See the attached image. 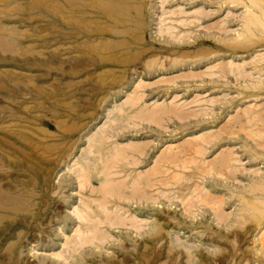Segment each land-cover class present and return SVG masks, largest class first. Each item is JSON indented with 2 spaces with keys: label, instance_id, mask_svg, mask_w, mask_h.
<instances>
[{
  "label": "rangeland",
  "instance_id": "rangeland-1",
  "mask_svg": "<svg viewBox=\"0 0 264 264\" xmlns=\"http://www.w3.org/2000/svg\"><path fill=\"white\" fill-rule=\"evenodd\" d=\"M148 1V2H147ZM161 1H164V0H145V6H144V14H143V18L140 16V21H142L143 20V22L144 23H146V24H142L141 26H137V23L136 22H132L131 24H129L130 26H131V28H129V31L127 30V27H125L126 29L123 31V32H125L126 31V33H119V34H114L113 33V35L111 34V35H109V34H106V40H108L109 42H107L105 39H93L92 37V39H87L85 36V38L83 37V38H80V39H82V41H84V42H82V46L80 45V48H79V50H78V56H79V58H78V56H77V58L75 59V58H72V57H68V60L69 59H71V61L70 62H68L67 60V62L68 63H61V61H60V57H61V51H60V47H59V41H58V36H59V31L60 30H58L59 29V23H58V21H59V14H58V12H59V9H57V8H59V7H57L58 5H56L57 3H56V0H0V26L2 27H0V84L2 83H5V85H7L6 87H3V86H0V96L3 98V100L2 101H0V106L3 108V109H1L0 108V113L1 114H7L8 112H9V109H10V107L12 106V104H15V102H13V101H11V100H9V99H7V96H6V94L8 95V98H12L13 97V99L14 98H16V100H25L26 101V104L28 103V108H30V106H31V110L30 109H23V111H21L20 112V114H21V116H19L20 117V119L19 118H17V117H12L11 116V118H9V120H8V118H7V116L5 115V117L4 118H2V120H4V119H6V121H5V123H3V122H1L2 120H0V125H3V124H6V123H8V122H10L11 120H12V122H10L11 124H13V125H18V126H20L21 127V129H23V128H25L24 126H29V127H27V128H25V129H23V131L25 132V134H27V136L29 135V136H31V137H29L28 136V139L30 140H22V139H17L16 141H14V148H17V149H15V152H13V154H12V158L11 159H8V160H10V162H11V164L9 163V165H8V161H7V159L6 160H4V163H5V166H7L8 168H9V174H10V177H11V175H12V177L10 178L9 177V180L10 181H13L16 177L15 176H17V180L19 181V180H23V178H25V181L23 180V181H21L22 182V184H24V185H20V187H22V188H20L21 189V192H22V194H23V196H25L26 197V195H27V197L29 198V199H27V201H25V200H23V202H22V204L21 203H18V205H16L17 207H18V209H17V207L15 206L14 207V210H12V209H10L9 211H7V214H8V217L5 215V214H2V215H0L1 217H3V218H0L1 220H0V225H3L2 224V222H7V221H10V220H14V221H16V225H14L13 227H12V231L10 232V233H12V234H8L7 235V237L6 238H2L1 236H0V246H3V247H0V259L1 260H3L4 262L6 261V264H17V263H19L20 262V260H21V262L19 263V264H36L37 262L38 263H40V264H53L54 262H55V264H58L57 262H58V258H60L61 259V257H56V259L55 258H52V257H49L51 254H52V252L50 251V250H52L53 252H55L56 250H58L59 248H62L58 243L60 242V240H61V238H58V235H59V237H61V234H59V233H62V231H66V232H68V233H70L71 232V228H72V226H74L75 224H76V220L75 219H73L74 217H73V213L71 212V210L70 209H72V206H71V203H76V201L78 200L77 198H78V193L79 192H83V194H85L87 191H88V193H89V185L83 190V191H81L82 189H78V183H76V180L74 181V179H73V181L71 180L70 181V179H68L69 178V175H67V174H69V173H66V172H69L68 171V169L66 168V166H65V164H67L68 162H69V164H70V159L72 160V158L73 157H76V156H78L79 154H80V152H81V149H80V147H84L85 146V143H86V137H84V136H86L85 134L91 129V128H93L96 124H98L99 122H101L102 120H103V118L105 117L106 118V114H107V112L105 113V111L107 110V108H109L110 106H111V104H112V102H115V101H120L121 99H123L124 97H125V91H128V90H131L132 88H133V82L132 81H135L137 78H139V77H142V78H144V79H146V80H149V81H153V82H155L154 80L155 79H157L158 77H160L161 76V74H163V76H165L164 78L165 79H171L172 81H168V80H166L165 82H164V79H162L163 80V82H160V81H162V80H160V79H157L156 80V84H151V85H149L148 83L147 84H145L144 85V87H142L141 88V92L143 91L144 92V94H142V99H144V102H149V101H151L152 102V100L153 101H155V100H158V101H160V100H168V99H170L172 96H174V95H176V98H178V99H180V100H191V99H193L194 97L196 98H198L197 100L198 101H196V102H194V103H192L191 102V104L189 103L183 110H185L186 109V111L187 110H189V109H191L192 107L194 108V107H196V106H200V107H196V108H194V110L192 111H190V114H192V117L191 116H189L188 115V113L186 112V111H181V113L182 114H184V115H180L181 113H180V111H178V112H176V113H178V114H175V116L173 117V112L172 113H170L171 115H169V112H168V114H166V113H164L163 114V117L161 116L160 117V115L158 116V118H156L157 120L159 119V121H160V119L161 118H163V119H161L162 120V122L161 123H159V122H155V121H157L156 119L154 120H152V118L151 119H149V118H147V117H145V115L144 114H134V115H136V116H138V118H134V117H136V116H131V117H128L127 119L128 120H126V118H125V120L124 119H121V121L122 122H120V121H116L117 122V127H116V122L112 125L113 126V128L115 129L114 130V135L116 134V135H118V136H113V138L112 139H114L115 138V140H119V141H123V140H126L127 138H138L139 140H141V141H143L144 143L143 144H145V142H147L148 144H147V147L146 146H142V148L144 149V151H145V149H146V151H145V153H143L142 152V154L141 153H137V154H135L136 155V159L137 160H139L140 162L138 163V161L136 160V162L138 163V165H137V167H136V162H135V160H133V158L132 157H127V160L124 158V159H122V160H124V161H122V163H120V161L121 160H119V162H118V164H120V166L125 170V169H127V167H128V165H129V167H128V169L126 170V172H128V171H134V170H136V169H138V168H145V167H149L150 165H152V163L154 162V160H152V159H154V157H156V153H157V151H158V149L160 148V147H162L164 144H166L167 142H177V141H179V140H181L182 138H184L187 134H189V133H196V131L197 132H199V131H205V130H209V128L211 129V128H213V129H211L210 131H212L214 134L216 133V135L218 136L217 138H218V140L216 139V135H214L213 133L211 134L212 136L214 135V137H215V139L216 140H214V141H210L209 139H211L210 137H212L211 135L210 136H208L209 137V139H208V141H207V143H205L204 141L202 142V144L203 143H205V144H203V148H200V150L201 149H203V150H201L202 152H200V153H195V152H192V151H190V152H188V154L187 155H189V156H191V157H189V158H187L186 157V155H185V157L187 158V161H188V159H189V161H190V158H192V157H194L195 156V154H196V156L194 157V159H198L199 157L200 158H203V156H204V159L206 160L207 159V161L208 160H211L212 158H214L213 156H216V151L218 152V151H220L221 152V150L223 149V150H225L226 149V151L228 150L227 148H232L231 150L229 149V151L228 152H230L231 151V154H232V152H233V154H235L234 156L236 157V158H238L239 160H238V162L236 161H234V162H232L231 164H233L234 165V168L236 167V163H237V167H236V171L238 170V169H240V170H238L237 172L235 171V173L234 172H232V170H234V169H231V167H230V169H228V170H226L225 171V169H226V167L224 168L223 166H222V169L224 170H222V169H219V171H221L222 170V172L224 173H222L223 174V176H227L228 178H229V180H228V178L225 176V178H223V177H221V175L222 174H220V175H218L219 173H221V172H219L218 171V169H216V167H215V169H212V170H209L208 168V171L206 170V169H203L202 171H205L206 170V172L208 173V174H206V172H200V170H197V165H196V160H194L193 159V161H195V165H193V167L191 166V165H189V164H191V163H189V164H187V165H185L183 162H186V158L184 157V155L183 156H181L179 159H180V162H179V159L177 160V161H175V162H177V163H175L174 162V164H177V167H173L174 165H172L173 163H171V162H169V163H164L165 165H167L166 166V168L167 169H169L168 171H167V175H165V176H168L169 174L171 175L173 172H177V171H179V172H182V174L184 175V177H185V180L183 181V182H181V184H179V183H174L173 185H169V186H163V185H160L159 186V184L158 183H156V185L154 186L155 187V191L153 190L152 191V189H151V187H150V189H149V186H146V187H148L147 188V190L149 191V192H156V191H158L159 189H165V190H169V192L167 193V194H165V195H158V194H156V193H154L156 196H157V198L159 199H157L156 200V202H159V204H161V206H159V204L158 203H156V202H153L152 204L154 205V207L152 208V204H151V200H144V198H141L140 200H141V203L140 202H138V201H140V200H136V201H133L136 197H134V196H132V199H131V195L129 196V200L128 199H123L122 197V199L121 200H119V201H122V203H124V206L125 207H128L129 208V210H132V211H134V210H136L137 211V213H138V215L139 216H142V217H145V218H148V222H147V219H146V222H147V224H145L144 225V227L142 228V229H144V230H139V231H135V230H133V228H131V227H129V226H121V225H119L118 227H116V229H115V227H112V228H110L109 230L111 231V233H112V235L114 236H112V237H110L107 241L108 242H104L103 244L101 243V245H99L100 246V249H99V246H95V245H93V244H88V245H90V246H87V245H85L84 247H82L81 248V250L83 251V253H82V251L79 249V250H76V251H74V252H72L73 253V256L74 255H76V257H72V253H71V256L69 257L68 256V258L70 259V260H64L65 262L66 261H69V264H76L77 263V261H78V263L79 264H97V262H98V264H105V262L107 261L106 259H108L109 261H107L106 262V264H123L124 262L123 261H121V260H124L125 259V257L127 258V260L125 259L124 261H125V263L124 264H149L151 261V263L150 264H168L169 263V256H171L170 255V253L171 254H173V253H176V252H179L180 250L181 251H183V253L181 254V255H179V258H181L179 261H181V262H179V261H177V263L178 264H208V260H206L205 258L208 256L209 258H211L212 259V262H209V264H259V262L257 261V259L256 258H258V257H256L257 256V254H256V252H255V254H253L254 253V250H256V248L259 246V244H260V241L258 240V238L257 237H259V239L261 238L262 239V235L260 234L261 233V231H260V228L262 227V226H259V228H258V226L257 225H255V224H257L256 222H258L255 218H253L252 217V215H251V213L248 211V210H241V208L243 207V204L241 205H239V202L240 203H243V200H241V196L243 195V193L245 192V195L246 196H248V194H250V193H246L247 191L249 192V185H251V183H252V185H253V183H255L254 182V179H255V177H259L260 176V174L263 172L264 173V157H263V155H264V123L262 124V121L264 122V113L261 111V110H263V108H264V89H262V88H264V77H263V79H261L262 78V76L264 75V71L262 70V66H263V62H264V60L263 61H260L259 62V64H258V62H256L255 60H253V54H254V52L255 51H263V49H264V35H262L261 36V34H264L262 31H259V30H255V33H254V35L255 36H257V37H251L250 38V40H252V43H254V44H252V43H250V41H249V43L250 44H247V43H245L244 41H243V43L241 42V44H240V42H238L237 40H235V39H233V37H235V34H236V31H237V29H240V22H241V20H239V19H241L240 18V13L241 12H244V8H243V6H241L242 5V3L241 2H239V1H234V3H236V7H235V4H233L232 2H230L229 0V2L227 3V1L226 0H165V2H162V4H161ZM58 2V1H57ZM151 2H153V3H151ZM239 2V3H238ZM151 3V4H150ZM173 3V4H172ZM179 4L180 6H181V8H182V6L184 7V8H182V9H184V10H186V11H191V10H193L194 8H196L197 6L200 8V10L201 11H199L198 12V15L196 14V13H192V15H191V17H190V19H192L193 20V22H195V20H196V22H195V25L194 24H191L192 23V20H191V22H189L190 23V25L188 24V25H185V26H181V25H179L178 26V28H180L182 31H186V34L187 35H184V36H182L183 34H185V32L183 33V34H181V32L182 31H178L179 33H178V35H179V37L178 38H180V39H178L176 36V38L177 39H175V37L173 36V35H170L169 33H167V32H163L162 31V33L163 34H161L160 32V30L158 29L159 27V23H160V19H159V16L163 13L162 11H166L167 9H169V8H171V7H176L175 5H177V4ZM175 4V5H174ZM228 4V5H227ZM232 4V5H231ZM238 4V5H237ZM240 4V5H239ZM148 5H149V7H148ZM173 5V6H172ZM179 5H177V6H179ZM161 6V7H160ZM171 6V7H170ZM196 6V7H195ZM227 6V7H226ZM234 7V9H233V7ZM239 6V7H238ZM146 7V8H145ZM148 7V8H147ZM165 7V9H163ZM197 7V8H198ZM151 8V9H150ZM190 8V9H189ZM231 8V9H230ZM242 8H243V10H242ZM148 9V10H147ZM162 9V10H161ZM189 9V10H188ZM151 10V11H150ZM160 10H161V12H160ZM242 10V11H241ZM146 11V12H145ZM154 12H155V14L157 15H155L154 14ZM201 12V13H200ZM148 13L149 14V16H148V14L146 15V14ZM200 13V14H199ZM160 14V15H159ZM166 13H163V15L166 17V18H169V14L166 16L165 15ZM242 14V13H241ZM154 15H155V17H154ZM153 16V17H152ZM163 16V17H164ZM193 17V18H192ZM157 18H158V20H157ZM173 18V17H172ZM196 18V19H195ZM58 19V20H57ZM195 19V20H194ZM144 20H146V22L144 21ZM166 20H168V19H166ZM222 21V22H221ZM239 21V22H238ZM94 22L95 23H98V20H94ZM221 22V23H220ZM147 23H148V25H147ZM92 24H94V23H92ZM135 26H134V25ZM144 25H146V26H144ZM238 25V26H237ZM188 26H190V27H188ZM134 27V28H133ZM135 27H136V29H135ZM146 29H145V28ZM183 27V28H182ZM121 29H123L122 27H120ZM138 28H141V29H138ZM187 28H189V29H187ZM191 28V29H190ZM235 28V29H234ZM237 28V29H236ZM135 30V32H133L132 30ZM130 30H131V32H133V33H131L130 32ZM160 32H159V31ZM187 30H191L189 33H187L188 31ZM128 31V32H127ZM139 31V32H138ZM140 31H141V33H140ZM138 32V33H137ZM135 33H137V35H138V37H136L137 35L135 34ZM258 33V34H257ZM260 33V34H259ZM125 34V35H124ZM168 34V35H167ZM132 35V36H131ZM133 35H136V36H133ZM143 35V36H142ZM169 35L171 36L170 38H169ZM175 35V34H174ZM114 36H116V37H114ZM118 36H120V38L118 37ZM128 36V37H127ZM139 36H142V37H140L139 38ZM168 36V37H167ZM181 36V37H180ZM253 36V35H252ZM260 38H259V37ZM107 37H109V38H107ZM122 37V38H121ZM136 37V38H135ZM174 39H173V38ZM263 37V38H262ZM110 38H112V39H110ZM115 38H116V40H118V39H122V41L121 40H119L120 41V43H118V42H116V44L113 42V39H114V41H115ZM134 38V39H133ZM142 38V39H141ZM84 39V40H83ZM126 39V40H125ZM137 39H139V40H137ZM170 41H168V40ZM220 39V40H219ZM87 40V41H86ZM88 40H91V42H92V44H89V41ZM101 40H103V41H105V42H98L97 44H101V46H96V45H94L95 44V41H101ZM126 42H125V41ZM133 40V41H132ZM167 40V41H166ZM111 41H112V44H111ZM127 41H128V43H127ZM234 41H236L235 43H238V44H240V45H238V44H233L234 43ZM85 42H86V44H85ZM90 42V43H91ZM131 42V43H130ZM233 42V43H232ZM256 42V43H255ZM11 43V44H10ZM88 43V44H87ZM103 43H105L104 44V46H103ZM106 43H107V45H106ZM259 43H261V44H259ZM109 44H111V45H109ZM115 44V45H114ZM117 44H119V45H117ZM124 44V45H123ZM127 44V45H126ZM245 44H247V46H245ZM258 44V45H257ZM14 45H15V47H14ZM58 45V46H57ZM88 47H87V46ZM91 45V46H90ZM92 45H93V47H92ZM123 45V46H122ZM236 45V46H235ZM238 45V46H237ZM255 45V46H254ZM257 45V46H256ZM13 46V47H12ZM18 46V47H17ZM90 46V47H89ZM99 49L100 47H108L107 49L105 48L104 50L102 49V50H98L96 47ZM111 46V47H110ZM115 48H114V47ZM117 46V47H116ZM254 46V47H253ZM262 46V47H261ZM127 47V48H126ZM149 47V48H148ZM151 47V48H150ZM260 47V48H259ZM8 48V49H7ZM11 48V49H10ZM14 48V49H13ZM16 48V49H15ZM81 48H83V49H81ZM89 48H91V49H89ZM112 48V49H111ZM121 48V49H120ZM145 48H148V49H145ZM254 48V49H253ZM258 48V49H257ZM262 48V49H261ZM30 49V50H29ZM84 49H86V50H84ZM96 49H97V51L98 52H95L96 51ZM123 49V50H122ZM125 49H127L128 51H126ZM247 49V50H246ZM250 49V50H249ZM259 49H261V50H259ZM14 50V51H13ZM29 50V51H28ZM90 50H92V51H89ZM95 50V51H94ZM117 50H119V53H120V55H119V53H118V51ZM122 50V51H121ZM140 50V51H139ZM102 52V53H100V52ZM111 51V52H110ZM121 51V52H120ZM134 51H136L137 53H135ZM221 51H223L222 53H221ZM224 51H226L225 53H224ZM235 51V52H234ZM245 51V52H244ZM60 52V53H59ZM82 52H85V55H86V53H88L87 55H88V57H85L84 58V53H83V55H82ZM107 52V53H106ZM124 52H126V53H124ZM140 52V53H139ZM40 53V54H39ZM81 53V54H80ZM92 53V54H91ZM99 53H100V55L102 56V57H108L107 55H105V54H108V53H110V54H108L109 55V57H111V56H114V53H115V56H117L118 55V58H119V60H116V61H113L112 59H110V58H103L102 60H101V58H98V56H100L99 55ZM112 53V54H111ZM128 53H130V54H128ZM135 53V54H134ZM150 53H152L153 55H151ZM235 53V54H234ZM245 53V54H244ZM249 53V54H248ZM60 56H59V55ZM92 55V57H90L89 58V55ZM102 54H104V55H102ZM117 54V55H116ZM124 54V55H123ZM140 54V55H139ZM224 54H225V56H224ZM239 54V55H238ZM242 54H243V56H242ZM82 55V56H81ZM86 55V56H87ZM98 55V56H97ZM111 55V56H110ZM123 55V56H122ZM229 55V56H228ZM81 56V57H80ZM129 56V57H128ZM149 56H152L153 58L151 59V57L149 58ZM241 56V57H240ZM252 56V57H251ZM83 57V58H82ZM95 57V58H94ZM122 57V58H121ZM124 57H126V58H124ZM148 57V58H147ZM223 58V59H228V58H234L235 59V57H236V59L235 60H239V61H242V60H246L248 63H249V61H248V59H250L251 61H252V63L254 62H256L255 64L253 63V64H251V61H250V65H246V63H245V65H243L244 66V68H246V69H243V70H241V72L243 71H246L247 70V72L245 73H243V76H241L242 75V73L241 72H236V71H230V70H226L227 69V67L225 68H223L224 69V71L225 72H219V71H217V70H215V73H213V75L212 74H210L209 76H207V75H205L204 74V72L205 73H209V71H207V70H204V69H206L205 68V65L207 64V63H209L211 60H213L214 58ZM252 59H251V58ZM96 59V61H94L93 60V62L90 60V59ZM73 59L74 60H77V62L76 61H74L73 62ZM84 59H86L85 61H84ZM146 59H148L147 61H146V63L144 62ZM153 59H156V60H153ZM159 59V60H158ZM176 60V62H175V60ZM88 60V61H87ZM100 60H101V62H102V64H100L101 62H100ZM107 60H109V61H107ZM111 60V61H110ZM115 60V59H114ZM122 60H124V61H122ZM152 60V61H151ZM160 60H161V63H159L160 62ZM208 60V61H207ZM210 60V61H209ZM65 61V62H66ZM91 61V62H90ZM121 61V62H120ZM150 61V62H149ZM157 61H158V64H157ZM171 61H174V62H171ZM181 61V62H180ZM206 61V62H205ZM72 62V63H71ZM82 63V65L84 64H86L85 66L83 65H80V63ZM86 62V63H85ZM106 62V63H105ZM108 62V63H107ZM111 62V63H110ZM153 62H154V64H153ZM168 64H166V63ZM171 62V63H170ZM177 62H180V64H178ZM182 62H186L188 65H186V64H184L183 65V63ZM60 63V64H59ZM74 63V64H73ZM77 63H79V65L76 64ZM88 63V64H87ZM112 64V65H110V64ZM155 63H156V66H154L155 65ZM175 63V64H174ZM243 63H244V61H243ZM61 64H63L62 66H61ZM73 64V65H72ZM108 64H109V66H108ZM120 64V65H119ZM145 64H147V66H144ZM149 64H152V66L151 65H149ZM171 64H172V67H171ZM177 64H178V66H177ZM183 66H182V65ZM261 64V65H260ZM75 65V66H74ZM123 65V66H122ZM162 65V66H161ZM166 65L167 66H169V67H166ZM50 66V67H49ZM61 66V67H60ZM69 66V67H68ZM103 66H105V67H103ZM117 68H116V67ZM154 66V68H152ZM163 66L165 67L164 69V71H163ZM175 66H177L176 68H175ZM251 66V67H250ZM22 67H24V68H22ZM26 67H28L27 69H26ZM29 67H31V68H29ZM63 67V68H62ZM67 67H68V69H70V70H67ZM73 69V71H71V68ZM84 68V70H83V68ZM93 67H95V68H93ZM100 67V68H99ZM101 67H102V69H104L103 71L104 72H102V69H101ZM109 68V69H105V68ZM114 67V69H112V68ZM120 67V68H119ZM126 67V68H125ZM129 67V68H128ZM149 67V68H148ZM179 67V68H178ZM256 67V68H255ZM258 67V68H257ZM4 68V69H3ZM59 68H62V69H59ZM79 68V69H78ZM86 68V69H85ZM88 68V69H87ZM119 68V69H118ZM128 68V69H127ZM159 70H158V69ZM190 68V69H189ZM252 68V69H251ZM253 68H255V70H253ZM260 68H261V70L263 71V72H261V71H259L260 70ZM264 68V67H263ZM49 69V71H47ZM93 69V70H92ZM95 69H97L98 70V72H99V74L97 75V70L95 71ZM112 71H111V70ZM116 69V70H115ZM127 69V70H126ZM153 69V70H152ZM158 71H157V70ZM229 69V68H228ZM249 69V70H248ZM258 69V70H257ZM66 70V71H65ZM74 70H76L75 72H74ZM78 70L80 71V74H79V72H78ZM90 70V71H89ZM106 70H107V72H106ZM136 72H135V71ZM141 70H143V71H141ZM29 71V72H28ZM61 71L63 72L62 74H61ZM117 71V72H116ZM127 71V72H126ZM154 71H156V72H154ZM161 71V72H160ZM201 71H202V73L205 75H203V76H201L200 77V73H201ZM204 71V72H203ZM229 73H228V72ZM251 71V73H249ZM66 72V73H65ZM73 72H74V74H73ZM77 72V73H76ZM89 72H90V75H89ZM94 72V73H93ZM102 72V73H101ZM118 72H120V73H118ZM124 72V73H123ZM143 72V73H142ZM187 72V73H186ZM217 72H219V74L222 76V74H225V75H223L224 77H221V76H217ZM231 72V73H230ZM235 73L236 72V74L237 73H239L240 74V76H239V74L238 75H233L232 73ZM253 72V73H252ZM261 72V73H260ZM5 73V74H4ZM71 73V74H70ZM123 73V74H122ZM138 73V74H137ZM189 73L190 74H192L193 73V75L196 73L197 74V76H195V77H193V75H190L189 76ZM228 73V74H227ZM260 73V74H259ZM53 75V76H51V75ZM77 74V75H76ZM84 74V75H83ZM89 76H88V75ZM118 74H120V76H118ZM124 74H125V77H124ZM126 74H128V75H126ZM136 74V75H135ZM195 74V75H196ZM216 74V75H215ZM218 74V75H219ZM248 74H250V75H248ZM258 74V76L259 77H261L260 79L258 78V76H256ZM19 75V76H18ZM94 75H96V76H94ZM119 78H117L116 76ZM140 75V76H139ZM180 75H182V76H184V75H187L188 76V78H186L187 76H184V77H181ZM199 75V76H198ZM212 75V76H211ZM252 75H254L255 77V79L253 78V76ZM262 75V76H261ZM15 76V77H14ZM98 76H100V77H98ZM104 76V77H103ZM132 76V77H131ZM147 76V77H146ZM175 76H176V78H175ZM192 76V78H190ZM236 76H239V77H236ZM245 76H246V79H245ZM251 76V77H250ZM18 77V78H17ZM50 77V78H49ZM85 77V78H84ZM114 77H116L114 80H116V82L114 81V80H112V82L110 81L112 78H114ZM131 77V78H130ZM178 77V78H177ZM180 77V78H179ZM17 78V79H16ZM79 78V79H78ZM97 78V79H96ZM122 78H124V79H122ZM135 78V79H134ZM244 78V79H243ZM259 79V80H263L262 82H260V81H258L257 79ZM17 80V81H14V80ZM20 80V82L22 83V85L20 84V82H18L19 80ZM99 79V80H98ZM118 79V80H117ZM248 79V80H247ZM251 79V80H250ZM256 81H254V80ZM27 80H29V82L27 81ZM32 80V81H31ZM104 81L103 83L101 82V81ZM122 80V81H121ZM159 80V82H157ZM244 80V81H243ZM13 81V82H12ZM23 81V82H22ZM25 81V82H24ZM121 81V82H120ZM250 81V82H249ZM251 81H253V82H251ZM26 82H28V83H26ZM113 82H115V83H113ZM153 82H151V83H153ZM169 82V83H168ZM255 82V83H254ZM15 83H18L17 84V86H18V88H16L17 86L15 85ZM24 83V84H23ZM32 83H33V85H32ZM111 85H110V84ZM119 83V84H118ZM128 83V84H127ZM162 83H164V84H162ZM168 83V84H167ZM253 85H252V84ZM257 83V84H256ZM260 83V84H259ZM1 84V85H2ZM28 84V85H27ZM124 84V85H123ZM126 84V85H125ZM252 86H251V85ZM4 85V84H3ZM10 85V86H9ZM19 85H21V86H19ZM23 85L24 86H26V88H24L23 87ZM49 85V86H48ZM88 85V86H87ZM110 85V86H109ZM118 85V86H117ZM242 85H244L245 87H243ZM114 86V87H113ZM120 86H122L123 87V89H122V87H120ZM22 89H21V88ZM38 87V88H37ZM52 87V88H51ZM110 87V88H109ZM126 87V88H125ZM9 88V89H8ZM11 88H13V89H11ZM15 88V89H14ZM24 88V89H23ZM66 88V89H65ZM84 88V89H83ZM118 88V89H117ZM120 88V89H119ZM244 88V89H243ZM254 88V89H253ZM262 89V90H260V89ZM2 89V90H1ZM6 89V90H5ZM18 89V90H17ZM27 91H26V90ZM30 89H31V91H30ZM39 89H41V90H39ZM44 91H43V90ZM115 89H116V91H115ZM125 89V90H124ZM142 89H144V90H142ZM239 89V90H238ZM16 90V91H15ZM19 90H21V91H19ZM39 90V91H38ZM107 90V91H106ZM109 90V91H108ZM121 90H123L122 92H121ZM248 90V91H247ZM251 90H254V91H251ZM6 91H9V93H10V91H12L13 93H15L16 95V97L13 95V93L12 94H8V92H6ZM42 91H43V95H42ZM49 91H51L50 93H49ZM111 91V92H110ZM118 91H120L121 92V94L118 92ZM249 91H251L252 93H250ZM23 92H27V94H25L24 95V97H23ZM31 92V93H30ZM36 92V93H35ZM41 92V93H40ZM55 92V93H54ZM107 92H108V94H107ZM114 92V93H113ZM117 94H116V93ZM241 94H240V93ZM248 92V93H247ZM258 93V95H257V93ZM4 93H5V95H4ZM20 93H22V94H20ZM45 93V94H44ZM106 93V97H103V98H99V95L101 96V95H104ZM239 93V94H238ZM243 93V94H242ZM259 93H260V95H259ZM2 94H3V96H2ZM30 94V95H29ZM50 94H52V95H50ZM54 94V95H53ZM120 94V95H119ZM195 94H197V95H195ZM244 94H245V96H244ZM249 94V96H246V95H248ZM11 95V96H10ZM34 95V96H33ZM37 95V96H36ZM46 97H45V96ZM50 95V96H49ZM117 95H119V96H117ZM123 95V96H122ZM241 95H243V96H241ZM251 95V96H250ZM262 95V96H261ZM6 96V97H5ZM31 96V97H30ZM39 96V97H38ZM59 96V97H58ZM113 96V97H112ZM257 96H259L260 98H258ZM17 97H19V98H21V99H17ZM30 97V98H29ZM32 97H35V98H33L32 99ZM44 97V98H43ZM58 97V98H57ZM66 97V98H65ZM69 97V98H68ZM70 97H71V100L69 101L68 99H70ZM110 97V98H109ZM117 97V98H116ZM249 97V98H248ZM251 97V98H250ZM253 97V98H252ZM6 98V99H5ZM42 98V99H41ZM49 100H48V99ZM51 98H53L52 100H51ZM54 98H56V99H54ZM68 98V99H67ZM73 98V99H72ZM91 98V99H90ZM97 98H99V100L97 99ZM111 98H112V100H111ZM116 98V99H115ZM204 98H205V100H204ZM258 98V99H257ZM31 99V100H30ZM39 99H41L40 101H39V103H37V105H36V103H35V101H38ZM90 99V100H89ZM93 99V100H92ZM250 99V100H249ZM256 99V100H255ZM5 100V101H4ZM8 100V101H7ZM30 100V101H29ZM34 100V101H33ZM56 102H55V101ZM64 100H65V102H64ZM67 100H68V102H67ZM95 100V101H94ZM99 101V103H98V101ZM114 100V101H113ZM200 100V101H199ZM202 100V101H201ZM242 100V101H241ZM47 101V102H46ZM93 101V102H92ZM96 101H97V103H96ZM103 101V102H102ZM107 101V102H106ZM239 101V102H238ZM253 101V102H252ZM31 102H32V104H31ZM40 102H42V103H40ZM60 102V103H59ZM69 102H71V104H69ZM92 102V103H91ZM197 102H200L199 104H195V103H197ZM2 103V104H1ZM7 105H6V104ZM35 103V104H34ZM47 106H43L44 104ZM58 103V104H57ZM94 103V104H93ZM101 103H102V105H101ZM150 103V102H149ZM248 103H257V109L259 110L258 112H256V114L258 115V114H261V116L259 115L258 117H257V115L255 116V117H257V118H253V117H251L252 118V120L251 119H245V118H247V117H245L244 115H239V116H236L238 119H240V121H242V120H244L245 121V123L247 122V124H245V123H240V121L239 120H237L236 119V117H234V115H235V112H236V110H237V106H239V108H241V107H244L245 105H247ZM263 103V104H262ZM3 104H5V105H3ZM34 104V105H33ZM39 104V105H38ZM48 104V105H47ZM61 104V105H60ZM68 105V107H71V108H69L68 109V107H67V105ZM108 104V105H107ZM195 104V105H194ZM261 104V105H260ZM4 107H3V106ZM55 105V106H54ZM63 105H66V107L65 106H63ZM105 105V106H104ZM204 105H206V106H204ZM258 105H260V106H258ZM263 105V106H262ZM8 107V108H6L5 109V107ZM34 108H33V107ZM38 106V107H37ZM40 106V107H39ZM41 106H43L44 108H46V109H43V108H41ZM56 106H58V107H56ZM99 106H101V107H99ZM107 106V107H106ZM192 106V107H191ZM205 108H204V107ZM224 106H226V107H224ZM49 107V108H48ZM89 107V108H88ZM105 107V108H104ZM191 107V108H190ZM233 107V108H232ZM260 107V108H259ZM41 110H40V109ZM59 108V109H58ZM62 108H64V110H62ZM77 108H79V109H77ZM101 108V109H100ZM104 108V109H103ZM189 108V109H188ZM52 109H55V110H52ZM84 109V110H83ZM197 109H201L200 110V112L197 110ZM235 109V110H234ZM3 110V111H2ZM28 110V111H27ZM38 110V111H37ZM40 110V111H39ZM49 110V111H48ZM87 110H91L89 113H91V114H89L88 113V111L86 112ZM203 110H205V111H203ZM3 113H2V112ZM30 111V112H29ZM33 111V112H32ZM35 111V112H34ZM36 111L37 112H40V113H43V114H40V113H36ZM42 111V112H41ZM46 111H48V112H46ZM54 111L55 112H57V113H59V114H57V113H54ZM59 111V112H58ZM69 111V112H68ZM83 111V112H82ZM188 111V112H189ZM202 111V112H201ZM264 111V110H263ZM5 112V113H4ZM46 112V113H45ZM52 112H53V114H52ZM94 112H95V114H94ZM101 112V113H100ZM186 114H185V113ZM191 112H193V113H191ZM194 112H196V114H194ZM232 112V113H231ZM261 112V113H260ZM36 113V114H35ZM51 113V114H50ZM62 113V114H61ZM64 113V114H63ZM65 113L67 114V115H65ZM79 113V114H78ZM81 113H82V115H81ZM200 113V114H199ZM228 113V114H227ZM25 114V115H24ZM45 114V115H44ZM54 114H56V117L54 116ZM99 114H101V115H99ZM193 114L194 115H198V116H193ZM229 114H233V117H234V120L236 119V122L237 123H239V124H241L240 126L241 127H244V129L246 128L247 129V127H248V129H247V131L245 132V130H243V128H241L240 126H238L239 124H237L236 125V122L234 121V120H229L228 119V116H229ZM31 115V116H30ZM37 115V116H36ZM44 115V116H43ZM51 116L50 118H49V116ZM52 115H53V117H55L54 119L52 118ZM61 115V116H60ZM70 115V116H69ZM76 115H77V117H76ZM86 115V116H85ZM143 115H144V117H143ZM186 115H188L189 116V118H191V120L190 119H188V121L190 122H187L186 121V119H187V116ZM228 115V116H227ZM23 116V117H22ZM38 116H40V117H38ZM48 116V117H47ZM64 116H67V117H64ZM69 116V117H68ZM81 116H83V117H81ZM96 116V117H95ZM140 116L141 117H143V118H145V119H143L142 121H141V119H140ZM166 116H168L167 117V119H165L166 118ZM170 116H172V117H170ZM242 116V117H241ZM244 116V117H243ZM90 117V119H88ZM92 117V118H91ZM178 117H184V118H186V119H184V122H181V121H183L181 118V120H179L178 119ZM240 117V118H239ZM263 117V119L262 120H259V118L261 119ZM0 118H1V115H0ZM26 118V120H24V119ZM29 120H28V119ZM30 118L31 119H33V120H30ZM45 118V119H44ZM62 118H64L65 120L64 121H66V122H64L63 121V119ZM72 118V119H71ZM74 118V119H73ZM76 118V119H75ZM85 118H87V119H85ZM134 118V119H133ZM242 118V119H241ZM11 119V120H10ZM48 119H50L49 121H48ZM62 119V120H61ZM70 119H71V121H70ZM79 119L81 120V122H79ZM95 119V120H94ZM136 119V120H135ZM14 120V121H13ZM15 120H17V122L15 123ZM55 120H56V122H55ZM58 120H61V123L60 124H62V125H58ZM69 120V121H68ZM83 120H85V121H83ZM125 122H124V121ZM256 120H258L259 122H257ZM141 122V123H139V125H137L138 123H134V125H132V126H128L129 125V122ZM226 123H228V122H230V121H232L231 122V125L232 126H230V124L228 123V124H226L225 125V122ZM251 121V122H250ZM253 121L255 122V123H253ZM261 121V122H260ZM14 122V123H13ZM34 122V123H33ZM39 122V123H38ZM62 122H64V124L62 123ZM70 122V123H69ZM78 122V123H77ZM118 122H119V125H118ZM248 122H250V123H248ZM1 123H3V124H1ZM23 123V124H22ZM29 123H31V124H29ZM59 126V127H57V125ZM87 123V124H86ZM122 123V124H121ZM124 123V124H123ZM188 123V124H187ZM233 123H234V126H233ZM257 123V124H256ZM261 123V124H260ZM47 124V125H46ZM54 124V125H53ZM68 124V125H67ZM78 124H80V126L78 125ZM85 124V125H84ZM91 124H92V126H91ZM125 125V127H126V125H127V127L125 128V129H123L124 128V126H121V125ZM135 124H136V126H135ZM213 124V125H212ZM222 124H224V126H226V127H228V130H229V128H231V127H233V128H231V130L233 131L232 133L231 132H229L230 133V135L228 134V130H227V128L226 127H221L222 126ZM246 125V127L245 126H243V125ZM248 124H250V125H248ZM252 124H256V125H258V126H260L259 128H258V126H256V125H252ZM260 124V125H259ZM23 125V126H22ZM63 125H64V128H60V127H63ZM76 126V128H75V126ZM77 125L79 126V127H77ZM114 125H115V127H114ZM130 125H131V123H130ZM36 126V127H35ZM37 126H38V128H37ZM39 126L41 127L42 126V129H43V127H47L46 128V132L44 131L43 132V130H41V129H39ZM67 126V127H66ZM121 126V127H120ZM218 126V127H217ZM251 128H250V127ZM263 126V127H262ZM87 127H88V129H87ZM89 127H90V129H89ZM220 127V128H219ZM235 127H236V129H240V130H233V129H235ZM254 127V128H253ZM28 128H29V130H28ZM73 129V131H72V129ZM75 128V129H74ZM117 128H119V130L121 131V129L120 128H122V131H121V133H120V131L117 129ZM220 129V131L219 130H216V129ZM222 128H225L226 129V134H225V132L224 131H222L221 132V130H222ZM249 128H250V130L252 131V133H250V131H248L249 130ZM261 128H262V130H261ZM33 129V130H32ZM45 129V128H44ZM58 129V130H57ZM64 129H67L66 131L64 130ZM81 129V130H80ZM86 129H87V131H86ZM193 131H192V130ZM258 129V130H257ZM36 131L35 132V134L32 132V131ZM48 130H50V132L51 133H48ZM60 130V131H59ZM256 130H257V132H256ZM52 131H54V132H56V133H52ZM79 131V132H78ZM119 131V132H118ZM217 131V132H216ZM221 133V134H223L222 136H223V138H221V136L219 135V132ZM230 131V130H229ZM239 132L238 134L237 133H235V132ZM241 131V132H240ZM254 131V132H253ZM260 133H259V132ZM261 131H262V134H261ZM67 132V133H66ZM71 132V133H70ZM74 132V133H73ZM86 132V133H85ZM257 133V135L256 134H254V133ZM30 133V134H29ZM33 133V134H32ZM79 133V134H78ZM37 134V135H36ZM39 134V135H38ZM50 134V135H49ZM53 134V135H52ZM66 134V135H65ZM175 134V135H174ZM255 135V136H257V137H252V135L250 136V137H252L253 138V140H252V138H250L248 135ZM258 134H261V135H263V137H259V135ZM40 135L41 136H48L47 138L46 137H40ZM70 135V136H69ZM76 135V136H75ZM79 135H81L80 137H79ZM84 135V136H83ZM122 135V136H121ZM260 135V136H261ZM50 136H52V137H50ZM55 136V137H54ZM137 136V137H136ZM144 136V137H143ZM70 137V138H69ZM78 137V138H77ZM122 137H124V138H122ZM125 137H127V138H125ZM168 138V139H166V138ZM220 137V138H219ZM259 137V139H257ZM30 138H32V139H30ZM36 138H37V141H36ZM39 138V139H38ZM122 138V139H121ZM145 138V139H144ZM262 138H263V140H262ZM47 139V140H46ZM67 139V140H66ZM83 139H84V141H83ZM212 139H214V138H212ZM32 140V141H31ZM34 140V141H33ZM39 140V141H38ZM63 140H65L66 141V143H65V141L63 142ZM78 140V141H77ZM220 140V141H219ZM254 140H255V143H254ZM26 141V142H25ZM28 141H29V143H28ZM46 144L47 143V145H45V146H50V145H52V142H54L53 143V145L55 146V147H57V149L55 148V147H53V145H52V148H51V146L50 147H48L49 148V150H48V148H45V147H42V144H43V142ZM69 141H71L73 144H71L73 147H74V145H75V147L73 148V149H70V148H72V146L70 145V143L71 142H69ZM74 141H76V142H74ZM260 143H259V142ZM26 143V145H25V143ZM34 142V144H36L37 145V143H38V145L36 146V145H34V144H31V143H33ZM48 142H50L51 144L49 145V143ZM59 142V143H58ZM79 142V143H78ZM163 142V143H162ZM211 142H213V143H211ZM245 142H248V143H245ZM40 143H41V145H40ZM58 143V144H57ZM63 143V144H62ZM69 143V144H68ZM75 143V144H74ZM226 143H228V144H226ZM258 143V144H257ZM20 146V148H22V149H25V150H20V148H18L19 146ZM29 144V145H28ZM55 144H57V145H55ZM62 144V145H61ZM68 144V145H67ZM142 144V145H143ZM212 144V145H211ZM216 144V145H215ZM247 144H248V146L249 147H251V148H248L247 147ZM41 146V148H40V146ZM70 145V146H69ZM180 146L181 145H184V144H182V143H180L179 144ZM211 145V146H210ZM218 145V146H217ZM225 145V147H226V145L228 146V147H223ZM34 148H33V147ZM39 146V147H38ZM60 148H59V147ZM62 146H64V147H62ZM245 146V147H244ZM38 147V148H37ZM69 147V148H68ZM79 147V148H78ZM220 147L222 148V149H220ZM248 148V151L245 149V148ZM29 148V150H27ZM37 152V153H33V149ZM43 148H45L44 150H46V151H44L43 150ZM78 148V149H77ZM205 148L207 149L208 148V150L207 151H205L204 152V150H205ZM31 149V150H30ZM38 149V150H37ZM58 149H60V150H58ZM68 149V150H67ZM220 149V150H219ZM253 149H255L254 151H255V153H253L254 151H252L251 152V150H253ZM27 150V151H26ZM40 150H42L41 152V154H40ZM32 151V152H31ZM55 151V152H54ZM63 151V152H62ZM68 151V152H67ZM70 151V152H69ZM258 151V152H257ZM51 154H50V153ZM59 154H58V153ZM79 152V153H78ZM149 152V153H148ZM153 152V153H152ZM220 152H218V153H220ZM256 152L258 153L257 155L258 156H256ZM39 153V154H38ZM44 153V154H43ZM57 153V154H56ZM64 153V154H63ZM67 153V154H66ZM153 154V156H151V154ZM193 153H195V154H193ZM203 154V156H202V154ZM204 153H205V155H204ZM216 153V154H215ZM20 154V155H19ZM38 154V155H37ZM49 154V155H48ZM66 154V155H65ZM75 154V155H74ZM139 154H141V155H139ZM144 154H147V155H144ZM201 154V156H199ZM252 154V155H251ZM262 154V155H261ZM18 155V156H17ZM22 155V156H21ZM45 157H44V156ZM48 155V156H47ZM50 155H52L51 157H49ZM54 155V156H53ZM57 157H56V156ZM63 155H65V156H63ZM144 155V156H143ZM241 157H239V156ZM259 155H261V156H259ZM20 156V160L22 159V160H24L25 161V163H24V161H22L21 160V162L22 163H19L20 161H19V159H18V157ZM26 156V157H25ZM28 156H29V158H28ZM30 156H33V157H30ZM39 156V157H38ZM58 156H62V157H58ZM68 156V157H67ZM70 156V157H69ZM137 156H138V158H137ZM140 156V157H139ZM142 156V157H141ZM217 156H219V155H217ZM15 157V158H14ZM24 157V158H23ZM47 157H49L48 159H47ZM55 157V158H54ZM184 157V158H183ZM234 157V158H235ZM27 158V159H26ZM42 158V159H41ZM44 158V159H43ZM53 158V159H52ZM59 158V159H58ZM67 158V159H66ZM131 158V159H130ZM139 158H141V159H139ZM199 158V159H200ZM209 158V159H208ZM211 158V159H210ZM14 159V160H13ZM37 159V160H36ZM46 159V160H45ZM58 159V160H57ZM62 159V160H61ZM184 159V161L181 163V161ZM241 159V160H240ZM11 160H13L14 161V163H12L13 161H11ZM28 160V161H27ZM41 160H42V162H41ZM50 160V161H49ZM130 160H133V162L131 161L130 162ZM192 160V159H191ZM6 161H7V163H6ZM18 161V162H17ZM34 161H36V163L34 162ZM53 161V162H52ZM56 161V162H55ZM59 161H61V162H59ZM193 161H192V164H193ZM239 161H240V163H241V161H242V163L240 164L239 163ZM263 161V162H262ZM31 162V163H30ZM34 162V164H32ZM48 162H51V163H48ZM66 162V163H65ZM126 162H127V164H126ZM129 162H130V164H132L133 163V165H130L129 164ZM134 162H135V164H134ZM17 163H18V165H19V167H17ZM27 163V164H26ZM28 163H30V165L32 166H29L28 167ZM42 165H40V164ZM60 163V164H59ZM143 163V164H142ZM171 163V164H170ZM243 163H245V164H243ZM13 164V165H12ZM27 166H26V165ZM36 164H39L38 166L36 165ZM47 164H48V166H47ZM50 164H53V165H50ZM54 164H56L55 166H54ZM59 164V165H58ZM124 164V165H123ZM141 164V165H140ZM163 164V165H164ZM169 164V165H168ZM15 165V166H14ZM185 166L184 168H181L180 166ZM238 165L241 167V168H238ZM51 166V168L49 169V167ZM59 166V167H58ZM119 166V167H120ZM135 166V167H134ZM244 166V167H243ZM12 167V168H11ZM24 167H26V168H24ZM37 168L38 170H36V169H34V168ZM41 167V168H40ZM130 167H133V168H130ZM174 168L173 170L172 169H170V168ZM179 167V168H178ZM186 167H191V168H186ZM245 167H247V168H245ZM251 168L252 167V169H250L249 170V168ZM253 167H254V169L255 170H258V171H253ZM255 167H257V168H255ZM22 168V169H21ZM40 168V169H39ZM46 168V169H45ZM58 168V169H57ZM66 168V169H65ZM219 168H220V166H219ZM238 168V169H237ZM25 169V170H24ZM27 169V170H26ZM32 169H34V170H32ZM42 169V170H41ZM49 171H48V170ZM53 169H54V171H53ZM60 169H62V170H60ZM66 171H65V170ZM183 169V170H182ZM260 169V170H259ZM15 170V171H14ZM40 170H41V172H40ZM173 172H172V171ZM197 172H196V171ZM214 170H216V171H214ZM16 171H17V173H16ZM20 171V172H19ZM22 171V172H21ZM28 172V173H30V174H27V172H26V176L24 175V172ZM54 172V174H53V172ZM58 171V172H57ZM65 171V172H64ZM185 171V172H184ZM187 171V172H186ZM192 171L193 172H196V173H198V174H196V173H192ZM211 171H213V172H211ZM217 171L219 172V173H217ZM228 171V172H227ZM251 171V172H250ZM259 171H261V172H259ZM11 172H13V174L11 173ZM40 172V173H39ZM57 172V173H56ZM215 172V173H214ZM226 172L228 173V174H231V172H232V176L231 175H228V174H226ZM255 173V174H257L258 175V173H260L258 176L257 175H253V178H251V174H253V173ZM17 175H16V174ZM20 173H23V174H20ZM37 173V174H36ZM42 173V174H41ZM48 173V174H47ZM66 173V174H65ZM187 173V174H186ZM201 175H200V174ZM209 173H212V175L210 174V176H208L209 175ZM214 173V174H213ZM262 173V174H263ZM39 174V176H37ZM43 175L44 174V176L43 177H45V178H43L42 177V179H41V175ZM46 174V175H45ZM50 174V175H49ZM55 174H56V176H55ZM59 174H60V176H59ZM64 175V177L62 176L61 177V175ZM181 174V175H182ZM192 174V175H191ZM13 175H15L14 177H13ZM30 175V176H29ZM53 175V176H52ZM67 175V176H66ZM187 175H189V176H187ZM193 175H194V179H193ZM199 175V176H198ZM216 175V176H215ZM18 176H22V179L20 178V177H18ZM51 176L53 177V179H55V178H58V179H61V180H58L57 179V182H55L56 180H54L53 181V179H51ZM55 176V177H54ZM57 176H59V177H57ZM153 176V175H152ZM164 176V175H163ZM201 176H203L202 178H201ZM208 176V178H205V177H207ZM215 178H214V177ZM219 178H218V177ZM29 177H30V180L28 181V180H26V179H29ZM46 177H47V179H46ZM50 177V178H49ZM186 177H190V179L189 178H186ZM212 178V179H210V178ZM216 177H217V179H216ZM49 178V179H48ZM64 178H65V180H64ZM183 178V177H182ZM200 178V179H199ZM204 178H205V180H204ZM231 178V179H230ZM234 178V179H233ZM236 178V179H235ZM250 178V179H249ZM256 178V179H257ZM31 179H33L32 181H33V183H34V187L32 188V181H31ZM35 179V180H34ZM187 179H189V180H187ZM192 179V180H191ZM197 179H198V181H197ZM208 179H210V180H208ZM225 179V180H224ZM227 179V180H226ZM233 179V180H232ZM255 179V180H256ZM9 180H7L8 182H9ZM16 180V179H15ZM37 180V181H36ZM50 180H51V182H50ZM66 180H67V182H66ZM194 180V181H193ZM203 180V181H202ZM7 181H5L6 182V185H8V182ZM28 181V182H27ZM31 181V182H30ZM39 181V182H38ZM60 181H61V183H60ZM70 181V182H69ZM93 183L94 184H97L96 182V178H93ZM174 181V180H173ZM197 181V182H196ZM234 181V182H233ZM248 181V182H247ZM250 181H253V182H251L250 183ZM20 182V181H19ZM29 183V184H31V185H29V184H27V183ZM55 182V183H54ZM63 182V183H62ZM188 182H192V183H188ZM194 182H196L195 184H194ZM212 182V183H211ZM223 182V183H222ZM228 182V183H227ZM10 183V182H9ZM38 183H39V185H38ZM43 183V184H42ZM47 183V184H46ZM67 183V184H66ZM70 183V184H69ZM74 183V184H73ZM183 183H185V184H183ZM189 184L190 185V187H189V185H187V184ZM199 183V184H198ZM41 184V185H40ZM46 184V185H45ZM52 184H54V185H52ZM76 184V185H75ZM182 184L184 185V187L182 186ZM198 185L199 187L201 186V187H203V188H208L207 190H208V194H210V192H211V194L209 195V197H212V193H214L213 195L216 197V195L219 193V194H221L220 196H219V194H218V197H221V196H223V197H221V198H218V199H223V204L221 203L220 204V202H219V205L221 206V208H223L224 209V211H225V213H226V211H230L231 213L227 216V217H230V218H227V217H225V220H226V222H225V220H224V218H222V219H219L218 218V216H215V213H213V215H212V212L214 211V210H212L211 209V205H209V204H211V202H212V200H214V199H212V198H210V199H212L211 201H210V199H208L209 200V202H208V200H203V201H207V203H208V205L206 204V203H203V204H205V209L206 210H212V211H210V212H208V211H201V209H202V207H203V209L202 210H205L204 209V205L202 204V203H199L200 201L198 200V202H196L197 200L196 199H194V197L192 196V198H193V200L194 201H192V199H190V198H188L189 197V194H193L194 192V189H196L193 185ZM200 184H204V186H202V185H200ZM224 184V185H223ZM231 186H230V185ZM48 185V186H47ZM181 185V186H180ZM225 185L227 186V187H225ZM235 185V186H234ZM243 185H245L246 187H242ZM28 186H30V187H28ZM41 186H42V188H41ZM47 186V187H46ZM62 186V187H61ZM74 186V187H73ZM156 186H158V189L156 190ZM173 186V187H172ZM176 186H178V187H176ZM189 188H188V187ZM234 188H233V187ZM238 188H237V187ZM248 186V187H247ZM26 187V188H25ZM27 187H28V189H27ZM45 187V188H44ZM56 187V190L55 189H53V188H55ZM153 187V188H154ZM192 187H194V188H192ZM230 187H232V188H230ZM36 189V191H35V189ZM39 190H38V189ZM49 188H50V190H51V192L53 193L54 192V194L52 195V193L50 192V190H49ZM62 188H64V189H62ZM75 188V189H74ZM175 190H174V189ZM227 188V189H226ZM239 188H242V189H239ZM245 188H249L248 190L247 189H245ZM23 189H25V190H23ZM26 189H27V192H26ZM46 189V190H45ZM62 189V190H61ZM187 189V191L186 192H184L183 190H186ZM190 189L192 190V191H190ZM229 189H230V191H232V192H229ZM238 189V190H237ZM245 189V190H244ZM30 190V191H29ZM32 190H34V191H32ZM41 190V191H40ZM55 190V191H54ZM70 190V191H69ZM78 192H77V191ZM151 190V191H150ZM171 190H173V191H171ZM183 191V194H181L182 192H180V191ZM225 190H228V192L227 191H225ZM237 190V191H236ZM244 190V191H243ZM247 190V191H246ZM44 191H46V192H44ZM170 191L171 192H173V194L172 193H170ZM179 191V192H178ZM196 191H198V190H196ZM195 191V192H196ZM213 191V192H212ZM239 191V192H238ZM254 191H257L258 193H261L262 192V190L261 189H254ZM31 192V193H30ZM32 192H33V194H32ZM35 192H38L39 193V195L40 196H38V194L37 193H35ZM41 192H43V193H41ZM70 192H72V193H70ZM188 192H190V193H188ZM62 193V194H61ZM75 193V194H74ZM77 193V194H76ZM88 193H86V194H88ZM170 193V194H169ZM174 193H176L177 194V196H180L181 198H182V196H183V198L181 199L180 197H176L175 195H174ZM188 194V197L186 198L185 196H187V194ZM197 193V192H196ZM223 193V194H222ZM232 193H234V196L232 197L231 195H232ZM237 193V194H236ZM239 193L241 194V195H239ZM61 196H60V195ZM74 194V195H73ZM179 194V195H178ZM195 194V193H194ZM224 194L226 195V197L224 196ZM263 194H264V190H263ZM39 197H37V196ZM45 195V196H44ZM49 195V196H48ZM56 195V196H55ZM63 195V196H62ZM166 195H169V199H168V196H166ZM173 195V196H172ZM182 195V196H181ZM191 195H190V197H191ZM238 195V196H237ZM34 196V197H33ZM51 196V197H50ZM55 196V197H54ZM208 196V195H207ZM206 196V197H207ZM213 196V197H214ZM250 196H252V194H250L248 197H250ZM26 197V198H27ZM37 197V198H36ZM56 197H57V199H56ZM160 197V198H159ZM165 197H167V199H165L164 200V198ZM173 197H175V199L173 200L172 198ZM209 197H207V198H209ZM236 197V198H235ZM111 198H115V197H111ZM163 198V199H162ZM170 198H171V200H170ZM181 199L182 200V202H180L181 200H179V199ZM184 198H186L187 200H191L192 201V206H194V205H196L197 203L199 204V205H197V207L196 206H194V208H196V209H194L193 207L191 208V202L190 203H188V202H186L187 200H184ZM35 199H37L36 201H35ZM56 199V200H55ZM59 199H61V201H59ZM117 199V198H116ZM137 199V198H136ZM216 199H217V197H216ZM215 199V200H216ZM226 199V200H225ZM232 199V200H231ZM29 200V201H28ZM32 200H34V201H32ZM44 200H46V204L44 203L45 201ZM49 200V201H48ZM64 202H63V201ZM123 200H125V201H123ZM162 200V202L160 203V201ZM168 200H170V203H169V205H168V203L167 202H169ZM173 200V201H172ZM177 200H178V202H177ZM237 200V201H236ZM42 201V202H41ZM73 201V202H72ZM128 201H130V202H128ZM132 201H133V204H132ZM165 203H164V202ZM185 201V202H184ZM202 201V202H203ZM227 201V202H226ZM32 202H34V203H32ZM36 202V203H35ZM38 202V203H37ZM41 202V203H40ZM52 202V203H51ZM66 202V203H65ZM135 202V203H134ZM144 202H146V205H145V203ZM172 202H174V204L172 203ZM176 202V203H175ZM235 202V203H234ZM23 203H26L25 205L23 204ZM44 203V204H43ZM51 203V204H50ZM56 203V204H55ZM126 203H128V204H126ZM137 203V204H136ZM139 203V204H138ZM143 203V204H142ZM147 203H148V206H147ZM163 203V204H162ZM181 203H183V204H181ZM187 203L189 204V206L187 205ZM21 204V205H20ZM28 204H31L30 205V207H29V205ZM36 204V205H35ZM48 204V205H47ZM140 204H142V205H144V206H142V205H140ZM149 204H151L150 206H149ZM202 204V205H201ZM20 205V206H19ZM23 205V206H22ZM34 205V206H33ZM37 205H39L40 207H38ZM42 205V206H41ZM127 205V206H126ZM133 205V206H132ZM135 205V206H134ZM137 205V206H136ZM158 205V206H157ZM171 205L173 206V207H171ZM182 205V206H181ZM219 205H217V206H219ZM236 205V206H235ZM239 205V206H238ZM22 206V207H21ZM44 206V207H43ZM61 206V207H60ZM140 206V207H139ZM142 206V207H141ZM169 206V207H168ZM185 206V207H184ZM190 207L189 208V211L186 213V211L183 213V211H184V209H182V208H186V207ZM198 206H200L201 207V209H200V211L202 212H200L199 211V209H197L198 208ZM216 206V207H217ZM241 206V208H238V207H240ZM20 207V208H19ZM24 207V208H23ZM26 207H28V209H30L31 211L33 210H36V208L38 209H41L40 210V213H39V215H35V216H33L32 215V213L31 212H29V214H28V216L26 217V219H20V215H23L24 213H26L25 212V210H26ZM34 207V208H33ZM46 207V208H45ZM133 207V208H132ZM150 207V208H149ZM168 207V208H167ZM199 207V208H200ZM225 207V208H224ZM12 208V207H11ZM15 208H16V210L18 211V213H17V211H15ZM56 208H58V209H56ZM163 208V210H162V212H161V209ZM24 209V210H23ZM53 209V210H52ZM68 209V210H67ZM158 209H160V210H158ZM172 209L174 210V211H172ZM188 209V208H187ZM222 209V210H223ZM240 209V214H238L239 213V210ZM20 210H23V211H20ZM52 210V211H51ZM62 212H61V211ZM168 210H170L169 212H168ZM186 210V209H185ZM191 210V211H190ZM192 210L194 211V212H196L195 214L193 213V218L195 219H193L194 220V222L191 220V214H189V213H191L192 212ZM197 210V211H196ZM219 210V209H218ZM232 210V211H231ZM50 211V212H49ZM56 211V212H55ZM166 211V213L165 214H163L164 212ZM182 211V212H181ZM220 211V210H219ZM234 211H235V213L236 214H234ZM237 211V212H236ZM242 211H243V213L245 214V217H242V221H241V215L243 216V213H242ZM248 211V212H247ZM14 212H15V214H14ZM69 212H70V215H69ZM153 212V213H152ZM179 212H180V214L182 213V215H180L179 214ZM207 212V213H206ZM47 213V214H46ZM50 213V214H49ZM53 213V214H52ZM60 215H59V214ZM61 213L63 214L62 216H61ZM201 213V214H200ZM209 213V214H208ZM242 213V214H241ZM246 213H248L247 215H250L249 217H251V218H249L248 216V219H246ZM10 214V215H9ZM45 214V215H44ZM49 214V215H48ZM160 214H162V215H160ZM168 214H170V215H168ZM187 214V215H186ZM189 214V215H188ZM15 215V216H14ZM43 215V216H42ZM48 215V216H47ZM55 215V216H54ZM61 216V217H58V216ZM67 215V216H66ZM71 215H72V217H71ZM148 215V216H147ZM164 215V216H163ZM168 215V216H167ZM196 215L198 216L199 215V217H198V219L196 218ZM211 215L213 216L212 218H211ZM230 215H232V216H230ZM239 217V220L242 222V223H238V222H240V221H235L236 220V217ZM237 215H239V216H237ZM16 216H18V217H16ZM49 216H50V219H48L49 218ZM52 216V217H51ZM66 217V219L65 218H63V217ZM71 218H70V217ZM151 216V217H150ZM153 216V217H152ZM167 218H166V217ZM187 216H189L188 217V219H187ZM216 217V219H219V220H221V221H223V222H225V224L228 226V225H230V226H232L233 224H235L236 222L239 224H237V225H233L232 227H230V226H228V228H227V226H225L224 227V225H223V222H219L218 224L219 225H216L217 223V221H216V219H215V217ZM30 217H32L31 219H30ZM42 217V218H41ZM159 217H161V218H159ZM8 218H10V220L8 219ZM29 218V219H28ZM35 218V219H34ZM69 218V219H68ZM169 218H171V219H169ZM184 220H182V219ZM210 218V219H209ZM228 220H227V219ZM253 218V219H252ZM16 219V220H15ZM28 219V220H27ZM39 219V220H38ZM42 221H41V220ZM47 219H48V221L49 222H47L48 223V225H46L45 226V224H47L46 223V221H47ZM72 219V220H71ZM172 219H173V221H172ZM178 220V222H177V220ZM181 219V220H180ZM186 219V220H185ZM233 219V220H232ZM238 219V218H237ZM243 219H245V221H243ZM20 220V221H19ZM29 220H31L30 222H29ZM34 220H36V221H34ZM59 220H61V222L59 221ZM63 220V221H62ZM162 220V221H161ZM167 220V221H166ZM169 220V221H168ZM176 220V221H175ZM191 222H190V221ZM204 220V221H203ZM232 222H231V221ZM256 220V221H255ZM26 221V222H25ZM39 221V222H38ZM75 221V222H74ZM150 221V222H149ZM161 221V222H160ZM164 221V222H163ZM172 221V222H171ZM175 221V222H174ZM181 221H183V222H181ZM212 221H216L215 223L214 222H212ZM234 221V222H233ZM37 222V223H36ZM157 222V223H156ZM160 222V223H159ZM178 224H177V223ZM205 222V223H204ZM22 223V224H21ZM24 223V224H23ZM30 223V224H29ZM43 223V224H42ZM71 223V224H70ZM154 223V224H153ZM156 223V224H155ZM160 225H159V224ZM166 223H167V225H166ZM185 223V224H184ZM233 223V224H232ZM259 223V222H258ZM174 224V225H173ZM189 224V225H188ZM202 224H204V226L202 225ZM208 224H210V225H208ZM232 224V225H231ZM28 225V226H27ZM52 225V226H51ZM72 225V226H71ZM148 225V226H147ZM177 225V226H176ZM198 225V228L196 227ZM201 225V226H200ZM259 225H261V224H259ZM27 226V227H26ZM45 226V227H44ZM51 226V227H50ZM59 226V228H56V227H58ZM60 226L63 228H60ZM64 226V227H63ZM71 226V227H70ZM147 226V227H146ZM156 226H158V227H160L161 228V231L159 230V228L157 227L156 228ZM205 226H207V227H205ZM256 226V227H255ZM30 227V228H29ZM38 227V228H37ZM41 227H42V229H41ZM44 227V228H43ZM50 227V228H49ZM127 227H129V229L131 230L130 232H129V229H127ZM146 227V228H145ZM163 227V228H162ZM194 227V228H193ZM214 227V228H213ZM255 227V228H254ZM49 228V229H48ZM65 228V229H64ZM69 228H70V230H69ZM117 228H119V229H117ZM152 228H154L153 230H152ZM169 228V229H168ZM196 228H197V231H196ZM204 228V229H203ZM206 228H208V229H206ZM220 228V229H219ZM23 229V230H22ZM26 229V230H25ZM38 229V230H37ZM46 229H48V230H46ZM126 229H127V231H126ZM147 229V230H146ZM156 229V230H155ZM213 229H215V231L213 230ZM226 229V230H225ZM228 229V230H227ZM24 230H25V232H24ZM36 230V231H35ZM124 230V231H123ZM146 230V231H145ZM155 230V231H154ZM157 230H158V232H159V235H157V236H155L154 234L157 232ZM166 230V231H165ZM182 230V231H181ZM207 230H208V232H207ZM218 230H220V231H218ZM16 231V232H15ZM18 231H20L19 233H21L22 234V236L19 234V236L17 235V233H18ZM42 231H43V233H42ZM56 231H58V234H57V232ZM145 231V232H144ZM150 233H149V232ZM153 231V232H152ZM165 231V232H164ZM216 231H217V233H218V235H217V233H216ZM37 232H38V234H37ZM47 232V233H46ZM56 232V233H55ZM124 232H126L125 234H124ZM139 232H141V234H137V233H139ZM142 232H144L145 234L143 235L142 234ZM168 232H169V235H168ZM198 232V233H197ZM260 234H258V233ZM28 233H29V235H28ZM35 233V234H34ZM129 233V234H128ZM134 235L135 234V236H133L132 234ZM146 233H149L148 235H150V234H152V236L150 235V236H146ZM166 233V234H165ZM190 233V234H189ZM204 233H206V235H204ZM208 233L210 234H213V235H208ZM264 233V232H263ZM262 233V234H263ZM26 234V235H25ZM121 236H120V235ZM175 234V235H174ZM195 234H197V235H195ZM221 234V235H220ZM17 235V236H16ZM41 235H43V236H41ZM57 237H56V236ZM118 235V236H117ZM130 235V236H129ZM138 235H139V237H138ZM173 235V236H172ZM215 235V236H214ZM234 235H235V238L233 239V237H234ZM258 235V236H257ZM25 236V237H24ZM53 236V237H52ZM129 238H127V237ZM144 236V237H143ZM162 236V237H161ZM165 238H164V237ZM177 236H178V238H177ZM206 236V237H205ZM210 236V237H209ZM253 236H255V237H253ZM13 237H14V239H13ZM19 239H18V238ZM117 237V238H116ZM134 237H135V239H134ZM147 237V238H146ZM151 237V238H150ZM155 237V238H154ZM159 237H161V239L159 238ZM173 237H175L176 238V240H174L175 238H173ZM205 237V238H204ZM214 237H216V238H214ZM219 237V238H218ZM222 237H224L223 239H220V238H222ZM264 237V236H263ZM18 240H17V239ZM23 238V239H22ZM25 238V239H24ZM44 238V239H43ZM45 238H47V239H45ZM49 238H52V240L51 239H49ZM119 238V240H117ZM136 238H138L137 240H136ZM159 238V239H158ZM179 238H181V239H179ZM211 238V239H210ZM226 238V239H225ZM254 238V239H253ZM12 239L14 240V242H12L11 243V241H12ZM35 239V240H34ZM112 239V240H111ZM120 239H121V241H120ZM134 241H133V240ZM153 239H155V240H153ZM163 239V240H162ZM169 239V240H168ZM179 239V240H178ZM195 239V240H194ZM219 239V240H218ZM236 239V240H235ZM254 241H253V240ZM260 239V240H261ZM9 240V241H8ZM11 240V241H10ZM17 240V241H16ZM23 240V241H22ZM57 240V241H56ZM114 240H115V242H114ZM123 240V241H122ZM152 240V241H151ZM159 240V241H158ZM194 240V241H193ZM3 241H5V243L3 242ZM110 241H112V243H115V244H117V245H115V244H111L110 243ZM138 243H137V242ZM156 241H158L159 242V244H158V242H156ZM161 241L163 242L162 243V245L163 244H165V245H160L161 244ZM190 241V243H188V242ZM212 241V242H211ZM214 241V242H213ZM221 241V242H220ZM30 242H32V243H30ZM53 242V243H52ZM120 242H121V244H120ZM143 242H145V243H143ZM152 242H154V243H156V244H154V243H152ZM166 242V243H165ZM168 242H169V246H168ZM175 242V243H174ZM177 242V243H176ZM191 242H193V243H191ZM254 242H255V244H254ZM20 243V244H19ZM109 243V244H108ZM119 243V244H118ZM180 243H182L183 245H187V246H189L190 247V249H191V251L192 252H194L193 253V255H195L194 256V259L191 261L190 260V258L187 256V253L185 252L186 251V249L183 247V249H185V250H182L181 248H182V246H180V245H182V244H180ZM195 243V244H194ZM253 243V244H252ZM5 244V245H4ZM7 244V245H6ZM11 244H14L13 246H14V248H12L10 245ZM22 244V245H21ZM32 244V245H31ZM53 244V245H52ZM56 244V245H55ZM111 244V245H110ZM137 244H139V245H137ZM145 244H147V245H145ZM207 244H208V246H207ZM214 244V245H213ZM9 245V246H8ZM16 245V246H15ZM107 245H109V246H107ZM115 245V246H114ZM145 245V247H144V249H141V248H143V246ZM171 245H173V246H171ZM177 245V246H176ZM191 245V246H190ZM29 246V247H28ZM30 246H32V248L30 247ZM52 246H54L53 248H52ZM92 246H95V247H98V248H96L98 251V253L97 254H95V251H96V249L95 248H91ZM106 246V247H105ZM111 246V247H110ZM123 246H124V248H123ZM138 246V247H137ZM151 248H153V249H151ZM157 247V248H155V247ZM172 247L173 249H171V248H169V247ZM209 246H211V247H209ZM257 246V247H256ZM4 247H5V249L6 248H8L9 247V250L8 251H5V250H3L4 249ZM11 247V248H10ZM90 247V248H89ZM105 248L104 250L107 252V249L108 250H110V251H108L107 253L104 251V250H102L101 251V248ZM197 249H196V248ZM203 247V248H202ZM93 249L94 251H93V254H92V250H89L88 251V249ZM120 248H123V249H120ZM129 250H128V249ZM205 248V249H204ZM14 249V250H13ZM18 249V250H17ZM31 249V250H30ZM55 249V250H54ZM127 249V250H126ZM157 249L158 251H155V250ZM160 249V250H159ZM167 251H166V250ZM193 249V250H192ZM1 250H3L4 252H7V253H5L4 254V252L2 251L1 252ZM61 249H59L58 251H60ZM118 250H119V252H118ZM121 250V251H120ZM138 250H140V251H138ZM151 252H150V251ZM164 250V251H163ZM169 250V251H168ZM176 252H175V251ZM179 250V251H178ZM202 250H204V251H202ZM77 251H81V253L79 252H77ZM87 251V252H86ZM112 251V252H111ZM122 251H123V253H122ZM124 251H125V253H128V255L126 254H124ZM138 251V252H137ZM199 251V252H198ZM50 252H51V254H50ZM63 252H67L66 250H63ZM86 252V253H85ZM89 252H91V253H89ZM102 252V253H101ZM110 252V253H109ZM137 252V253H136ZM142 252V253H141ZM155 252H157V253H155ZM198 252V253H197ZM9 253H10V255H9ZM76 253H78V254H76ZM99 253H101V254H99ZM111 253H113V254H111ZM115 253H116V255H115ZM139 253V254H138ZM152 254V256L154 257H152L151 256V254ZM165 253V254H164ZM203 253V254H202ZM205 253V254H204ZM3 254V255H2ZM12 254V255H11ZM20 256H19V255ZM46 254V257L45 258H49V259H44V258H42V256L44 257V255ZM50 254V255H49ZM69 255V251L65 254V255ZM83 254H85V255H83ZM87 254H91L90 256H88ZM98 254H99V256H98ZM104 254H106V255H104ZM109 254H111V256L109 255ZM129 254H130V256H129ZM140 254H141V257H140ZM146 254V255H145ZM149 254V255H148ZM161 254V255H160ZM6 257H5V256ZM16 255V256H15ZM77 255L78 256H80L79 258L77 257ZM93 255H94V257H93ZM101 255H103L102 257H101ZM123 255V256H122ZM142 255H143V257H145V261H144V259L142 258ZM155 255H158V256H155ZM167 255V256H166ZM206 255V256H205ZM256 255V256H255ZM10 256V257H9ZM13 256V257H12ZM19 256V257H18ZM38 256H39V258H38ZM52 256H54V255H52ZM83 256V257H82ZM84 256L86 257L85 258V260H83L84 259ZM114 256L116 257V258H114ZM117 256H118V258H117ZM132 256H134V258L132 257ZM150 256L154 259H152V258H150ZM211 256V257H210ZM7 257H9V259L7 258ZM110 257H112V259L114 260V261H112V259L110 258ZM123 257V258H122ZM138 257H140V258H138ZM149 257V258H148ZM156 257V258H155ZM160 259H159V258ZM167 257V258H166ZM183 257V258H182ZM213 257H214V260H213ZM220 259H219V258ZM227 257V258H226ZM232 257H233V259H232ZM3 258V259H2ZM11 258V259H10ZM16 258V259H15ZM17 258H18V260H17ZM40 258H42V259H40ZM51 258L53 259V260H51ZM68 258H66V259H68ZM97 260H96V259ZM102 258L104 259L103 261H102ZM131 258V259H130ZM166 258V259H165ZM185 258H186V261H185ZM9 261H8V260ZM15 259V260H14ZM22 259H23V262H22ZM38 259L40 260V261H38ZM72 259L74 260V259H76L75 261H72ZM94 259V260H93ZM101 259V260H100ZM117 261H116V260ZM132 259H134V260H132ZM143 259V260H142ZM147 259V260H146ZM158 259V260H157ZM163 259H165L166 260V262L163 260ZM168 259V260H167ZM218 259L219 260H221V263H218L219 261H218ZM11 260V261H10ZM12 260H14L13 262H12ZM17 260V261H16ZM42 260H43V262H42ZM44 260H45V262H44ZM50 260V261H49ZM62 260V264H66L65 262L63 263V258L61 259ZM80 260V261H79ZM142 260V262L140 263V261ZM164 262H163V261ZM189 260V261H188ZM203 262V263H201V261ZM216 260V261H215ZM7 261H8V263H7ZM27 261V262H26ZM47 261V262H46ZM51 261H52V263H51ZM118 261H119V263H118ZM144 261V262H143ZM158 261H159V263H158ZM183 261V262H182ZM199 261V262H198ZM224 263H223V262ZM255 261H257V262H255ZM264 261V260H263ZM3 262V264H5ZM10 262V263H9ZM12 262V263H11ZM17 262V263H16ZM74 262H76V263H74ZM114 262V263H113ZM117 262V263H116ZM123 262V263H122ZM134 262V263H133ZM148 262V263H147ZM154 262V263H153ZM188 262V263H187ZM194 262V263H193ZM215 262V263H214ZM226 262V263H225ZM37 263V264H38ZM176 263V264H177ZM59 264H61V261L59 262ZM68 264V263H67ZM260 264H264V262H260Z\"/></svg>",
  "mask_w": 264,
  "mask_h": 264
},
{
  "label": "bare ground",
  "instance_id": "bare-ground-1",
  "mask_svg": "<svg viewBox=\"0 0 264 264\" xmlns=\"http://www.w3.org/2000/svg\"><path fill=\"white\" fill-rule=\"evenodd\" d=\"M58 1V2H57ZM227 1V3L230 1V2H232L233 4H235V7H236V3H234V1H239V2H241L242 3V5L241 6H243V8H244V12H241L240 13V18L241 19H239V20H241V22L239 23L240 24V29H237V31H236V34H235V37H233V39H235V40H237L238 42H240V44H241V42L243 43V41L245 42V43H247V44H250V43H252V40H250V38L251 37H257V36H255L254 35V33H255V30H259V31H262L263 33H264V0H226ZM148 2V1H147ZM162 2H165V0L164 1H161V4H162ZM238 2V3H239ZM56 5H58L57 7H59V8H57V9H59V12H58V14H59V21H58V23H59V29L58 30H60L58 33H59V36H58V45H59V47H60V51H61V59H60V61H61V63H68V62H70L71 61V59H69L68 60V57H72V58H77V56H78V50H79V48H80V45L82 44V42H84V41H82V39H80V38H83L84 36L87 38V39H105L106 40V34H109V35H113V33L114 34H119V33H126V31L125 32H123L126 28L125 27H127V30L129 31V28H131V26L129 25V24H131L132 22L134 23V22H136L137 23V26L139 27V26H141L142 24H146V23H144L143 22V20L142 21H140V16L142 17L143 16V14H144V4L146 3L145 2V0H56ZM151 3H153V2H151ZM150 3V4H151ZM173 4V3H172ZM177 4V3H176ZM175 5V4H174ZM177 5H179V4H177ZM177 5H175L176 7H171V8H169V9H167L166 11H162L163 13H166L165 15L167 16L168 14H169V18H166L164 15H163V13L159 16V19H160V25L158 26L159 28V30L161 31H159L161 34H163L162 33V31L164 32H167V33H169L170 35H173L174 37L176 36H178L179 37V35H178V33L180 32V31H182L180 28H178V26L179 25H181V26H185V25H190V23L189 22H191V20L192 19H190V17H191V15H192V13H196L197 15H198V12L199 11H201L200 10V8L198 7H196V8H194L193 10H191V11H186V10H184V9H182V8H184L183 6H182V8H181V6L179 5V6H177ZM228 5V4H227ZM232 5V4H231ZM238 5V4H237ZM240 5V4H239ZM173 6V5H172ZM148 7H149V5H148ZM147 7V8H148ZM161 7V6H160ZM227 7V6H226ZM233 7V6H232ZM239 7V6H238ZM146 8V7H145ZM243 8H242V10H243ZM151 9V8H150ZM163 9H165V7L163 8ZM190 9V8H189ZM188 9V10H189ZM231 9V8H230ZM233 9H234V7H233ZM148 10V9H147ZM162 10V9H161ZM161 10H160V12H161ZM241 10V11H242ZM151 11V10H150ZM146 12V11H145ZM201 13V12H200ZM199 13V14H200ZM146 14V13H145ZM148 14V13H147ZM146 14V15H147ZM154 14H155V12H154ZM156 15V14H155ZM155 15H154V17H155ZM148 16H149V14H148ZM157 16V15H156ZM164 16V17H163ZM199 16V15H198ZM153 17V16H152ZM173 17V18H172ZM143 18V17H142ZM193 18V17H192ZM144 19V18H143ZM166 19H168V20H166ZM196 19V18H195ZM194 19V20H195ZM58 20V19H57ZM94 20H98V23H95L94 22ZM157 20H158V18H157ZM197 20V19H196ZM196 20H195V22H196ZM145 22H146V20H144ZM159 21V20H158ZM195 22H193V20H192V23L191 24H194L195 25ZM222 22V21H221ZM220 22V23H221ZM239 22V21H238ZM92 23H94V24H92ZM134 25V24H133ZM147 25H148V23H147ZM135 26V25H134ZM144 26H146V25H144ZM238 26V25H237ZM1 27V26H0ZM120 27H122L123 29H121ZM142 27V26H141ZM188 27H190V26H188ZM2 28V27H1ZM134 28V27H133ZM145 28V27H144ZM183 28V27H182ZM135 29H136V27H135ZM138 29H141V28H138ZM146 29V28H145ZM187 29H189V28H187ZM191 29V28H190ZM235 29V28H234ZM132 30V29H131ZM131 30H130V32H131ZM127 31V32H128ZM133 32H135V30H132ZM179 31V32H178ZM188 32L187 33H189L191 30H187ZM133 32H131V33H133ZM139 32V31H138ZM137 32V33H138ZM185 32V34H183ZM137 33H135L136 35H137ZM140 33H141V31H140ZM134 34V33H133ZM175 34V35H174ZM180 34V33H179ZM181 34H183L182 36H184V35H187L186 34V31L184 30V31H182L181 32ZM256 34V33H255ZM258 34V33H257ZM260 34V33H259ZM125 35V34H124ZM136 35H133V36H136ZM168 35V34H167ZM169 35V38L171 37ZM253 35V36H252ZM262 35H264V34H261V36ZM132 36V35H131ZM143 36V35H142ZM142 36H139V38L140 37H142ZM84 37V38H85ZM92 37V38H91ZM114 37H116V36H114ZM119 38H120V36H118ZM128 37V36H127ZM136 37H138V35L136 36ZM135 37V38H136ZM168 37V36H167ZM175 37V39H177ZM181 37V36H180ZM259 37V36H258ZM107 38H109V37H107ZM122 38V37H121ZM143 38V37H142ZM141 38V39H142ZM173 38V37H172ZM260 38V37H259ZM263 38V37H262ZM92 39V40H93ZM98 39V40H99ZM110 39H112V38H110ZM134 39V38H133ZM174 39V38H173ZM178 39H180V38H178ZM256 39V38H255ZM264 39V38H263ZM84 40V39H83ZM119 40H121L122 41V39H118V40H116V38H115V41H114V39H113V42L116 44V42H118V43H120V41ZM126 40V39H125ZM124 40V41H125ZM137 40H139V39H137ZM168 40V39H167ZM166 40V41H167ZM220 40V39H219ZM87 41V40H86ZM89 41V44H92V42H91V40H88ZM103 40H101V41H95V44L94 45H96L97 47L98 46H101V42H102ZM107 42H109L108 40H106ZM133 41V40H132ZM169 41V40H168ZM171 41V40H170ZM169 41V42H170ZM249 41H250V43H249ZM91 42V43H90ZM98 42H100L101 44H97ZM103 42H105V41H103ZM126 42V41H125ZM236 41H234V43L233 44H238V43H235ZM110 43V42H109ZM127 43H128V41H127ZM131 43V42H130ZM256 43V42H255ZM11 44V43H10ZM85 44H86V42H85ZM88 44V43H87ZM104 44L105 43H103V46H104ZM111 44H112V41H111ZM111 44H109V45H111ZM114 44V45H115ZM121 44V43H120ZM129 44V43H128ZM240 44H238V45H240ZM247 44H245V46H247ZM252 44H254V43H252ZM259 44H261V43H259ZM57 45V46H58ZM106 45H107V43H106ZM113 45V44H112ZM117 45H119V44H117ZM124 45V44H123ZM122 45V46H123ZM127 45V44H126ZM237 45V46H238ZM258 45V44H257ZM256 45V46H257ZM262 45V44H261ZM82 46V45H81ZM84 46V45H83ZM82 46V47H83ZM87 46V45H86ZM91 46V45H90ZM89 46V47H90ZM95 46V47H96ZM236 46V45H235ZM241 46V45H240ZM255 46V45H254ZM253 46V47H254ZM13 47V46H12ZM14 47H15V45H14ZM18 47V46H17ZM88 47V46H87ZM92 47H93V45H92ZM96 47V48H97ZM111 47V46H110ZM114 47V46H113ZM117 47V46H116ZM262 47V46H261ZM101 48V49H100ZM99 49L100 50H104L105 48L107 49L108 47H100ZM115 48V47H114ZM127 48V47H126ZM149 48V47H148ZM148 48H145V49H148ZM151 48V47H150ZM260 48V47H259ZM8 49V48H7ZM11 49V48H10ZM14 49V48H13ZM16 49V48H15ZM81 49H83V48H81ZM89 49H91V48H89ZM98 49V48H97ZM97 49H96V51L95 52H98L97 51ZM98 49V50H99ZM112 49V48H111ZM121 49V48H120ZM254 49V48H253ZM258 49V48H257ZM262 49V48H261ZM261 49H259V50H261ZM30 50V49H29ZM28 50V51H29ZM84 50H86V49H84ZM123 50V49H122ZM121 50V51H122ZM126 51H128L127 49H125ZM247 50V49H246ZM250 50V49H249ZM14 51V50H13ZM80 51V50H79ZM87 51V50H86ZM89 51V50H88ZM90 51H92V50H90ZM89 51V52H90ZM118 51V53H119V50H117ZM120 51V52H121ZM140 51V50H139ZM100 52V51H99ZM111 52V51H110ZM135 53H137L136 51H134ZM223 51H221V53H222ZM226 51H224V53H225ZM235 52V51H234ZM245 52V51H244ZM60 53V52H59ZM83 53H84V55H83ZM100 53H102V52H100ZM100 53H99V55H100ZM107 53V52H106ZM124 53H126V52H124ZM134 53V54H135ZM140 53V52H139ZM40 54V53H39ZM81 54V53H80ZM88 53H86V55H87ZM92 54V53H91ZM89 55V58L90 57H92V55ZM108 54H110V53H108ZM108 54H105V55H107L108 57H105V58H110V59H112L113 61H116V60H119V58H118V55L117 56H115V53H114V56H111V57H109V55ZM112 54V53H111ZM128 54H130V53H128ZM151 55H153L152 53H150ZM156 54V53H155ZM154 54V55H155ZM235 54V53H234ZM245 54V53H244ZM249 54V53H248ZM59 55V54H58ZM82 55L84 56V58L85 57H88V55L86 56L85 55V52H82ZM81 55V56H82ZM102 55H104V54H102ZM119 55H120V53H119ZM124 55V54H123ZM122 55V56H123ZM140 55V54H139ZM153 55V56H154ZM239 55V54H238ZM60 56V55H59ZM80 56V57H81ZM98 56V55H97ZM121 56V55H120ZM224 56H225V54H224ZM229 56V55H228ZM242 56H243V54H242ZM254 58H253V60H255L256 62H258V64H259V62L260 61H263L264 60V49H263V51H255L254 52V54L252 55ZM251 56V57H252ZM102 56L100 55V56H98V58H101ZM104 57H102L101 58V60L104 58ZM129 57V56H128ZM151 57V59L153 58L152 56H149V58ZM241 57V56H240ZM250 57V58H251ZM78 58H79V56H78ZM83 58V57H82ZM93 58V57H92ZM90 59L92 62H93V60L94 61H96V59ZM95 58V57H94ZM122 58V57H121ZM124 58H126V57H124ZM148 58V57H147ZM115 59V60H114ZM235 59H236V57H235ZM233 57L232 58H228V59H223V58H214L213 60H209L210 62L209 63H207L206 65H205V68L206 69H204V70H207V71H209V73H205L204 71V74L205 75H207V76H209L210 74H212L213 75V73H215V70H217V71H223V72H225L224 71V67L226 68L227 67V69L226 70H230L231 72L232 71H236V72H241V70H243V69H246V68H244V66L243 65H245V63L247 62L246 60H242V61H239V60H235ZM252 59V58H251ZM68 62H67V61ZM86 59H84V61H85ZM98 60V59H97ZM101 60H100V62H101ZM145 60V59H144ZM148 59H146L144 62L146 63V61H147ZM153 60H156V59H153ZM159 60V59H158ZM175 60V59H174ZM66 61V62H65ZM74 61H76L77 62V60H74L73 59V62ZM88 61V60H87ZM90 61V62H91ZM107 61H109V60H107ZM111 61V60H110ZM122 61H124V60H122ZM152 61V60H151ZM208 61V60H207ZM243 61H244V63H243ZM246 61V62H245ZM248 61H249V63H250V59H248ZM97 62V61H96ZM103 62V61H102ZM102 62L100 63V64H102ZM121 62V61H120ZM150 62V61H149ZM171 62H174V61H171ZM170 62V63H171ZM175 62H176V60H175ZM181 62V61H180ZM180 62H177L178 64H180ZM206 62V61H205ZM255 62V63H256ZM72 63V62H71ZM80 63V62H79ZM79 63H77L78 65H79ZM86 63V62H85ZM106 63V62H105ZM108 63V62H107ZM111 63V62H110ZM109 63V64H110ZM159 63H161V60H160V62ZM166 63V62H165ZM183 63V65L184 64H186V65H188L186 62L184 63V62H182ZM248 62L246 63V65H250ZM254 63V62H253ZM252 63V61H251V64H253ZM254 63V64H255ZM264 63V62H263ZM60 64V63H59ZM74 64V63H73ZM72 64V65H73ZM76 64V63H75ZM76 64V65H77ZM88 64V63H87ZM109 64H108V66H109ZM153 64H154V62H153ZM157 64H158V61H157ZM162 64V63H161ZM167 64V63H166ZM169 64V63H168ZM167 64V65H168ZM175 64V63H174ZM178 64H177V66H178ZM63 64H61V66H62ZM80 65H82V63H80ZM84 65V64H83ZM82 65V66H83ZM86 65V64H85ZM84 65V66H85ZM110 65H112V64H110ZM120 65V64H119ZM149 65H151L152 66V64H149ZM159 65V64H158ZM166 65V67H169V66H167ZM182 65V64H181ZM182 65V66H183ZM261 65V64H260ZM60 66V67H61ZM75 66V65H74ZM123 66V65H122ZM144 66H147V64H145ZM154 66H156V63H155V65ZM154 66L152 67V68H154ZM162 66V65H161ZM177 66H175V68L177 67ZM50 67V66H49ZM69 67V66H68ZM68 67H67V70H70V69H68ZM103 67H105V66H103ZM116 67V66H115ZM157 67V66H156ZM171 67H172V64H171ZM251 67V66H250ZM264 64H263V66H262V70L264 71ZM22 68H24V67H22ZM28 67H26V69H27ZM29 68H31V67H29ZM63 68V67H62ZM62 68H59V69H62ZM71 68V67H70ZM83 68V67H82ZM93 68H95V67H93ZM100 68V67H99ZM112 68V67H111ZM117 68V67H116ZM120 68V67H119ZM118 68V69H119ZM126 68V67H125ZM129 68V67H128ZM127 68V69H128ZM149 68V67H148ZM165 67L163 66V71L165 70L164 69ZM179 68V67H178ZM229 68V69H228ZM243 68V69H242ZM256 68V67H255ZM255 68H253V70H255ZM258 68V67H257ZM4 69V68H3ZM79 69V68H78ZM86 69V68H85ZM88 69V68H87ZM101 69H102V67H101ZM105 69H109L108 67L107 68H105ZM112 69H114V67L112 68ZM126 69V70H127ZM158 69V68H157ZM156 69V70H157ZM190 69V68H189ZM252 69V68H251ZM83 70H84V68H83ZM93 70V69H92ZM97 69H95V71H96ZM104 69H102V72H104L103 71ZM111 70V69H110ZM116 70V69H115ZM153 70V69H152ZM159 70V69H158ZM157 70V71H158ZM249 70V69H248ZM258 70V69H257ZM261 70V68H260V70L259 71H261V72H263ZM47 71H49V69L47 70ZM66 71V70H65ZM71 71H73V69L71 68ZM76 70H74V72H75ZM81 71V70H80ZM80 71L78 70V72H79V74H80ZM90 71V70H89ZM112 71V70H111ZM135 71V70H134ZM141 71H143V70H141ZM29 72V71H28ZM74 72H73V74H74ZM97 72H98V70H97ZM101 72V73H102ZM106 72H107V70H106ZM117 72V71H116ZM127 72V71H126ZM136 72V71H135ZM144 72V71H143ZM142 72V73H143ZM154 72H156V71H154ZM161 72V71H160ZM219 72H217L218 74H219ZM222 72V73H223ZM228 72V71H227ZM230 72V73H231ZM236 72L234 73H232L233 75L235 74V75H238L239 73H237L236 74ZM245 73L247 72V70L246 71H244ZM243 71L241 72L242 73V75L241 76H243V73H244ZM260 72V73H261ZM63 72L61 71V74H62ZM66 73V72H65ZM77 73V72H76ZM94 73V72H93ZM118 73H120V72H118ZM124 73V72H123ZM122 73V74H123ZM187 73V72H186ZM229 73V72H228ZM227 73V74H228ZM248 73V72H247ZM249 73H251V71L249 72ZM253 73V72H252ZM259 73V74H260ZM5 74V73H4ZM71 74V73H70ZM99 74V72L97 73V75ZM121 74V73H120ZM120 74H118V76H120ZM138 74V73H137ZM196 74V73H195ZM193 75V73L192 74H190L189 73V76L190 75H193V77H195V76H197V74L196 75ZM201 75H200V77L201 76H203L204 74L202 73V71H201V73H200ZM203 74V75H202ZM217 74V76H221L220 74L218 75ZM226 74V73H225ZM225 74H222V76L221 77H224L223 75H225ZM51 75V74H50ZM77 75V74H76ZM84 75V74H83ZM88 75V74H87ZM89 75H90V72H89ZM88 75V76H89ZM100 75V74H99ZM126 75H128V74H126ZM136 75V74H135ZM204 75V76H205ZM211 75V76H212ZM216 75V74H215ZM234 75V76H235ZM248 75H250V74H248ZM19 76V75H18ZM51 76H53V75H51ZM91 76V75H90ZM94 76H96V75H94ZM116 76V75H115ZM140 76V75H139ZM181 77H184V76H187V75H184V76H182V75H180ZM199 76V75H198ZM226 76V75H225ZM239 76H240V74H239ZM239 76H236V77H239ZM240 76V77H241ZM253 76V78L255 77L254 75H252ZM256 76H258V74L256 75ZM262 76V75H261ZM15 77V76H14ZM98 77H100V76H98ZM104 77V76H103ZM117 77V76H116ZM116 77H114V78H112L110 81L112 82V80H114ZM124 77H125V74H124ZM132 77V76H131ZM130 77V78H131ZM147 77V76H146ZM165 76H163V74H161V76L160 77H158L157 79H160V80H162V79H164V82L166 81V80H168L169 82L170 81H172L171 79L169 80V79H165L164 78ZM210 77V76H209ZM244 77V76H243ZM251 77V76H250ZM263 77H264V75L262 76V78L261 77H259L258 76V78L260 79H263ZM18 78V77H17ZM16 78V79H17ZM50 78V77H49ZM85 78V77H84ZM118 78V77H117ZM175 78H176V76H175ZM178 78V77H177ZM180 78V77H179ZM186 78H188V76L186 77ZM190 78H192V76L190 77ZM79 79V78H78ZM97 79V78H96ZM119 79V78H118ZM117 79V80H118ZM122 79H124V78H122ZM135 79V78H134ZM157 79H155L154 81L155 82H153V81H149V80H146V79H144V78H142V77H139V78H137L135 81H132L133 82V88L131 89V90H128V91H125V97L123 98V99H121L120 101H115V102H112V104H111V106L109 107V108H107V110L105 111V113L107 112V114H106V118L104 117L103 118V120L101 121V122H99L98 124H96L93 128H91L90 129V127H89V131L85 134L86 136H84V137H86V143H85V146L84 147H80V149H81V152H80V154L78 155V156H76V157H73L72 158V160L70 159V164H69V162L67 163V164H65V166H66V168L68 169V171L69 172H66V173H69V174H67V175H69V178L68 179H70V181L72 180L73 181V179H74V181L76 180V183H78V189L80 188V189H82L81 191H83L88 185H89V193H88V191L86 192V193H88V194H83V192H79L77 195H78V200L76 201V203H71V206H72V209H70L71 210V212L73 213V219H75L76 220V224L74 225V226H72V228H71V232L70 233H68V232H66V231H62V233H59V234H61V237H59V235H58V238H61V240H60V242L58 243L62 248H59V249H61L60 251H58V250H56L55 252H53L52 250H50L51 252H52V254H51V252H50V256L49 257H52V258H55L56 259V257H61V259L63 258V263L65 262L64 260H70L69 258H68V256L70 257L71 256V253L72 252H74V251H76V250H81V248L82 247H84L85 245H87V246H90V245H88V244H93V245H95V246H99V245H101V243L103 244L104 242H108L107 240L110 238V237H112L113 235H112V233H111V231L109 230L110 228H112V227H115V229H116V227H118L119 225H123V226H129V227H131V228H133V230H135V231H139V230H144V229H142L143 227H144V225L145 224H147V222H148V218H145V217H142V216H139L138 215V213H137V211L136 210H134V211H132V210H129V208L128 207H125L124 206V203H122V201H119V200H121L122 198L123 199H128L129 200V196L131 195V199H132V196H134V197H136L133 201H138V200H140L141 198H144V200L146 201V200H151V204L153 203V202H156V200L158 199L157 198V196L159 195H165V194H167L168 192H169V190H165V189H159L158 191H156V192H149L148 190H147V188L148 187H146V186H149V189H150V187H151V189H152V191L155 189V185H156V183H158L159 184V186L160 185H163V186H169V185H173L175 182L176 183H179V184H181V182H183L184 180H185V177H184V175L182 174V172H179V171H175V172H173L172 170L174 169H172V168H170V169H172L171 171L173 172L171 175L169 174L168 176H165V175H167V171L169 170V169H167L166 168V166L167 165H165L164 163H169V162H171V163H173L172 165H174L173 167H177V164H174V162L175 161H177L181 156H183L184 155V157H185V155H186V157L187 158H189V157H191V156H189V155H187L188 154V152H190V151H192V152H195V153H200V152H202L201 150H203V149H201L200 150V148H203L204 146H203V144H205V143H207V141H208V139H209V137L208 136H210L213 132V128H211V129H213L212 131H210L211 129L209 128V130H205V131H199V132H197L196 131V133H189V134H187L184 138H182L181 140H179V141H177V142H167L166 144H164L162 147H160L159 149H158V151H157V153H156V157H154V159H152V160H154V162L152 163V165H150L149 167H143V168H138V169H136V170H134L133 172L132 171H128V172H126V170L128 169V167H129V165L127 164V162H126V164L128 165V167H127V169H123L121 166H120V164H118V162H119V160H121L120 161V163H122V161H124V160H122V159H126L127 160V157H132L133 158V160H135V162H136V155L135 154H137V153H141L142 154V152L144 151V147L142 148V146H146L147 147V142H145V144H143L144 142V140L143 141H141V140H139L138 138H127V137H125V138H127L126 140H123V141H119V140H115V138L114 139H112L113 138V136H118V135H114V128H113V124L118 120V121H120V122H122L121 121V119H124L125 120V118H126V120H128L127 118L128 117H131V116H136L137 114H144L145 115V117H147V118H149V119H151L152 118V120L154 119H156V118H158V116L160 115V117L162 116L163 117V114L164 113H166V114H168V112H169V115H171L170 113H172L173 112V114L175 113V114H178L179 112L178 111H180V113H181V111L190 103L191 104V102L192 103H194V102H196V101H198L197 99V97L195 98H193V99H191V100H180V99H178V98H176V95H174V96H172L170 99H168L167 101L166 100H160V101H158V100H155V101H153L152 100V102L151 101H149V102H144V99H142V94H144V92L142 91L141 92V88L142 87H144V85L145 84H149V85H151V84H156V80ZM244 79V78H243ZM245 79H246V76H245ZM255 79V78H254ZM253 79V80H254ZM257 79V78H256ZM259 79H257L258 81H260V82H262L263 80H259ZM14 80V79H13ZM19 80V79H18ZM99 80V79H98ZM248 80V79H247ZM251 80V79H250ZM14 81H17V80H14ZM28 82H29V80H27ZM32 81V80H31ZM105 81V80H104ZM103 80L101 81L102 83L104 82ZM115 82H116V80H114ZM122 81V80H121ZM120 81V82H121ZM244 81V80H243ZM255 81V80H254ZM13 82V81H12ZM18 82H20V80L18 81ZM23 82V81H22ZM25 82V81H24ZM28 82H26V83H28ZM115 82H113V83H115ZM151 82H153V83H151ZM157 82H159V80L157 81ZM160 82H163V80L162 81H160ZM167 82V81H166ZM168 82V83H169ZM250 82V81H249ZM251 82H253V81H251ZM256 82V81H255ZM254 82V83H255ZM30 83V82H29ZM105 83V82H104ZM117 83V82H116ZM167 83V84H168ZM2 84V83H1ZM0 84V86H3V87H6L7 85H5V83H3L2 85ZM17 84L18 83H15V85L17 86ZM20 84L22 85V83L20 82ZM24 84V83H23ZM110 84V83H109ZM119 84V83H118ZM128 84V83H127ZM162 84H164V83H162ZM252 84V83H251ZM250 84V85H251ZM257 84V83H256ZM260 84V83H259ZM21 85H19V86H21ZM28 85V84H27ZM32 85H33V83H32ZM111 85V84H110ZM109 85V86H110ZM124 85V84H123ZM126 85V84H125ZM253 85V84H252ZM251 85V86H252ZM10 86V85H9ZM49 86V85H48ZM88 86V85H87ZM118 86V85H117ZM146 86V85H145ZM243 87H245L244 85H242ZM23 87L24 88H26V86H24L23 85ZM114 87V86H113ZM120 87H122V86H120ZM16 88H18V86L16 87ZM21 88V87H20ZM23 88V89H24ZM38 88V87H37ZM52 88V87H51ZM110 88V87H109ZM126 88V87H125ZM9 89V88H8ZM11 89H13V88H11ZM15 89V88H14ZM22 89V88H21ZM66 89V88H65ZM84 89V88H83ZM118 89V88H117ZM120 89V88H119ZM122 89H123V87H122ZM244 89V88H243ZM254 89V88H253ZM260 89V88H259ZM262 89H264V88H262ZM262 89H260V90H262ZM2 90V89H1ZM6 90V89H5ZM18 90V89H17ZM26 90V89H25ZM39 90H41V89H39ZM38 90V91H39ZM43 90V89H42ZM125 90V89H124ZM142 90H144V89H142ZM239 90V89H238ZM16 91V90H15ZM19 91H21V90H19ZM27 91V90H26ZM30 91H31V89H30ZM44 91V90H43ZM43 91H42V95H43ZM107 91V90H106ZM109 91V90H108ZM115 91H116V89H115ZM123 90H121V92H122ZM248 91V90H247ZM251 91H254V90H251ZM251 91H249L250 93H252ZM6 92H8V94H12L13 92L12 91H10V93H9V91H6ZM12 92V93H11ZM22 92V91H21ZM32 92V91H31ZM30 92V93H31ZM51 91H49V93H50ZM111 92V91H110ZM120 94H121V92L120 91H118ZM124 92V91H123ZM122 92V93H123ZM36 93V92H35ZM41 93V92H40ZM55 93V92H54ZM114 93V92H113ZM116 93V92H115ZM240 93V92H239ZM238 93V94H239ZM248 93V92H247ZM257 93V92H256ZM1 94V93H0ZM20 94H22V93H20ZM25 94H27V92H23V97H24V95ZM45 94V93H44ZM107 94H108V92H107ZM117 94V93H116ZM119 94V95H120ZM241 94V93H240ZM243 94V93H242ZM4 95H5V93H4ZM13 95L15 96L16 94L15 93H13ZM28 95V94H27ZM30 95V94H29ZM50 95H52V94H50ZM49 95V96H50ZM54 95V94H53ZM106 95V93L104 94V95H99V98L101 97V98H103V97H106L105 96ZM119 95H117V96H119ZM195 95H197V94H195ZM257 95H258V93H257ZM259 95H260V93H259ZM2 96H3V94H2ZM6 96H7V99H9V100H11V101H13V102H15V104H12V106L10 107V109H9V112L7 113V114H1L0 113V115H1V118H0V120H2V118H4L5 117V115L7 116V118L9 117V118H11V116L12 117H17V118H19L20 119V117L19 116H21V114H20V112L21 111H23V109H27L28 108V103L26 104V101L24 100H16V98H14L13 99V97L12 98H8V95L6 94ZM5 96V97H6ZM11 96V95H10ZM34 96V95H33ZM37 96V95H36ZM45 96V95H44ZM123 96V95H122ZM241 96H243V95H241ZM244 96H245V94H244ZM243 96V97H244ZM246 96H249V94L248 95H246ZM251 96V95H250ZM262 96V95H261ZM16 97V96H15ZM31 97V96H30ZM29 97V98H30ZM39 97V96H38ZM46 97V96H45ZM59 97V96H58ZM57 97V98H58ZM108 97V96H107ZM106 97V98H107ZM113 97V96H112ZM258 98H260L259 96H257ZM19 97H17V99H18ZM25 98V97H24ZM33 98H35V97H32V99ZM44 98V97H43ZM66 98V97H65ZM69 98V97H68ZM67 98V99H68ZM99 98H97L98 100H99ZM100 98V99H101ZM110 98V97H109ZM117 98V97H116ZM115 98V99H116ZM249 98V97H248ZM251 98V97H250ZM253 98V97H252ZM257 98V99H258ZM6 99V98H5ZM19 99H21V98H19ZM42 99V98H41ZM41 99H39L38 101H35V103L37 102V103H39V101L41 100ZM48 99V98H47ZM53 98H51V100H52ZM54 99H56V98H54ZM73 99V98H72ZM91 99V98H90ZM89 99V100H90ZM3 100V98L0 96V101H2ZM31 100V99H30ZM29 100V101H30ZM49 100V99H48ZM69 101L71 100V97H70V99H68ZM68 100H67V102H68ZM93 100V99H92ZM97 100V101H98ZM111 100H112V98H111ZM204 100H205V98H204ZM250 100V99H249ZM256 100V99H255ZM5 101V100H4ZM8 101V100H7ZM34 101V100H33ZM55 101V100H54ZM72 101V100H71ZM95 101V100H94ZM97 101H96V103H97ZM114 101V100H113ZM200 101V100H199ZM202 101V100H201ZM242 101V100H241ZM47 102V101H46ZM56 102V101H55ZM64 102H65V100H64ZM93 102V101H92ZM91 102V103H92ZM103 102V101H102ZM107 102V101H106ZM239 102V101H238ZM253 102V101H252ZM34 103V104H35ZM37 103H36V105H37ZM40 103H42V102H40ZM60 103V102H59ZM98 103H99V101H98ZM200 102H197V103H195L196 105L197 104H199ZM2 104V103H1ZM6 104V103H5ZM5 104H3V105H5ZM31 104H32V102H31ZM33 104V105H34ZM44 104V103H43ZM46 104V103H45ZM43 105V106H46V105ZM58 104V103H57ZM69 104H71V102H69ZM68 104V105H69ZM94 104V103H93ZM100 104V103H99ZM194 104V105H195ZM263 104V103H262ZM2 105V106H3ZM7 105V104H6ZM39 105V104H38ZM48 105V104H47ZM61 105V104H60ZM67 105V104H66ZM66 105H63V106H65L66 107ZM68 105H67V107H68ZM72 105V104H71ZM101 105H102V103H101ZM108 105V104H107ZM261 105V104H260ZM260 105H258V106H260ZM264 105V104H263ZM262 105V106H263ZM43 106H41V108H43V109H46V108H44ZM55 106V105H54ZM105 106V105H104ZM201 106V105H200ZM200 106H196L197 108L198 107H200ZM204 106H206V105H204ZM203 106V107H204ZM4 107V106H3ZM33 107V106H32ZM38 107V106H37ZM40 107V106H39ZM47 107V106H46ZM56 107H58V106H56ZM99 107H101V106H99ZM107 107V106H106ZM188 107V106H187ZM192 107V106H191ZM190 107V108H191ZM196 107H194V108H196ZM202 107V106H201ZM224 107H226V106H224ZM238 108H237V110H236V112H235V115H234V117H236V116H239V115H244L245 117H247V118H245V119H251L252 120V118L251 117H253V118H257L259 115L261 116V114H256V112H258L259 110L257 109L258 107H257V103H248L247 105H245L244 107H241V108H239V106H237ZM0 108L1 109H3L1 106H0ZM6 108H8L7 106L5 107V109ZM30 108H31V106H30ZM30 108H28V109H30ZM34 108V107H33ZM49 108V107H48ZM69 108H71V107H68V109ZM89 108V107H88ZM105 108V107H104ZM103 108V109H104ZM194 108L192 107L191 109H189L190 111L193 109L194 110ZM205 108V107H204ZM233 108V107H232ZM260 108V107H259ZM32 109V108H31ZM30 109V110H31ZM40 109V108H39ZM59 109V108H58ZM77 109H79V108H77ZM101 109V108H100ZM41 110V109H40ZM39 110V111H40ZM47 110V109H46ZM52 110H55V109H52ZM62 110H64V108H62ZM84 110V109H83ZM189 110H187L186 111V109L185 110H183V111H186L187 113H188V115L190 114V111ZM192 110V111H193ZM199 112H200V110L199 109H197ZM235 110V109H234ZM263 110H264V108H263ZM263 110H261L263 113H264V111ZM3 111V110H2ZM1 111V112H2ZM28 111V110H27ZM38 111V110H37ZM36 111V113L38 114V113H40V112H37ZM49 111V110H48ZM48 111H46V112H48ZM56 111V110H55ZM54 111V113H57V112H55ZM86 111V110H85ZM88 111V113L91 111V110H87ZM86 111V112H87ZM189 111V112H188ZM203 111H205V110H203ZM30 112V111H29ZM33 112V111H32ZM35 112V111H34ZM42 112V111H41ZM45 112V113H46ZM59 112V111H58ZM69 112V111H68ZM83 112V111H82ZM176 112H178V113H176ZM202 112V111H201ZM3 113V112H2ZM5 113V112H4ZM35 113V114H36ZM44 113V112H43ZM43 113H40V114H43ZM101 113V112H100ZM185 113V112H184ZM191 113H193V112H191ZM232 113V112H231ZM51 114V113H50ZM52 114H53V112H52ZM57 114H59V113H57ZM62 114V113H61ZM64 114V113H63ZM79 114V113H78ZM89 114H91V113H89ZM94 114H95V112H94ZM134 114H136V115H134ZM175 114L173 115V117L175 116ZM186 114V113H185ZM194 114H196V112H194ZM193 114V116H198V115H194ZM200 114V113H199ZM228 114V113H227ZM25 115V114H24ZM39 115V114H38ZM45 115V114H44ZM43 115V116H44ZM65 115H67L66 113H65ZM81 115H82V113H81ZM99 115H101V114H99ZM144 115H143V117H144ZM179 115V114H178ZM181 116L182 115H184V114H180ZM188 115H186L187 116V119L186 118H184V117H178V119L179 120H183V121H181V122H184V119H186V121L187 122H189L188 121V119H190L191 120V118H189V116H191L192 117V114H190L189 116ZM257 115V117H255ZM31 116V115H30ZM37 116V115H36ZM49 116V115H48ZM47 116V117H48ZM54 116L56 117V114H54ZM61 116V115H60ZM70 116V115H69ZM68 116V117H69ZM86 116V115H85ZM185 116V115H184ZM228 116V115H227ZM243 116V117H244ZM23 117V116H22ZM38 117H40V116H38ZM51 116H49V118H50ZM55 117H53V115H52V118L54 119ZM64 117H67V116H64ZM76 117H77V115H76ZM81 117H83V116H81ZM96 117V116H95ZM143 117H141L140 116V119H141V121L143 120V119H145V118H143ZM165 117V116H164ZM163 117V118H164ZM167 117L168 116H166V118L165 119H167ZM170 117H172V116H170ZM234 117H233V114L231 115V114H229V116H228V119L229 120H234ZM242 117V116H241ZM9 118H8V120H9ZM92 118V117H91ZM134 118H138V116H136V117H134ZM133 118V119H134ZM143 118V119H142ZM163 118H161V119H163ZM169 118V117H168ZM181 118V119H180ZM240 118V117H239ZM24 119V118H23ZM28 119V118H27ZM45 119V118H44ZM56 119V118H55ZM63 119V121L65 120L64 118H62ZM61 119V120H62ZM72 119V118H71ZM71 119H70V121H71ZM74 119V118H73ZM76 119V118H75ZM85 119H87V118H85ZM88 119H90V117L88 118ZM160 119V121L162 122V120ZM236 119L237 120H239L240 121V119H238L237 117H236ZM236 119L234 120L235 122H236ZM242 119V118H241ZM263 119V117L260 119L259 118V120H262ZM11 120V119H10ZM24 120H26V118L24 119ZM29 120V119H28ZM30 120H33V119H31L30 118ZM50 119H48V121H49ZM61 120H58V125L61 123ZM91 120V119H90ZM95 120V119H94ZM123 120V121H124ZM125 120V121H126ZM136 120V119H135ZM146 120V119H145ZM157 120V119H156ZM164 120V119H163ZM5 121H6V119H4V120H2L1 122H3V123H5ZM14 121V120H13ZM67 121V120H66ZM66 121H64V122H66ZM69 121V120H68ZM83 121H85V120H83ZM124 121V122H125ZM159 121V119L157 120V121H155V122H159V123H161ZM185 121V122H186ZM257 122H259L258 120H256ZM255 121V122H256ZM10 122H12V120L10 121ZM10 122H8V123H6V124H3V123H1V124H3V125H0V215H2V214H5L7 217H8V214H7V211H9L10 209H12V210H14V207L16 206V205H18V203H21L22 204V202H23V200H25V201H27V199H29L28 197H27V195H26V197L25 196H23V194H22V192H21V189L20 188H22V187H20V185H24V184H22V182L21 181H25V178H23V180H17V176H15V175H13V177L15 176L16 178V180L14 179L13 181H10L9 180V177H10V172L8 171L9 170V168L7 167L8 165H9V163L11 164V162H10V160H8V159H11L12 158V154H13V152H15V149H17V148H14V141H16L17 139L19 140V139H22V140H29L28 139V136H27V134H25V132L23 131V129H25V128H27V127H29V126H24L25 128H23V129H21V127L20 126H18V125H13V124H11ZM17 122V120H15V123ZM55 122H56V120H55ZM64 122H62L63 124H64ZM79 122H81V120L79 119ZM184 122V123H185ZM225 122V121H224ZM227 122V121H226ZM225 122V125L226 124H230V126H232L231 125V122L232 121H230V122H228V123H226ZM245 123V121L244 120H242V121H240V123ZM251 122V121H250ZM250 122H248V123H250ZM254 121H253V123H255ZM261 122V121H260ZM14 123V122H13ZM18 123V122H17ZM34 123V122H33ZM39 123V122H38ZM70 123V122H69ZM78 123V122H77ZM130 123H131V125H130ZM134 123H138V122H129V125L128 126H132V125H134ZM139 123H141V122H139ZM139 123L137 124V125H139ZM190 123V122H189ZM242 123V124H243ZM264 122L262 121V124H263ZM23 124V123H22ZM29 124H31V123H29ZM56 124V123H55ZM87 124V123H86ZM122 124V123H121ZM120 124V125H121ZM124 124V123H123ZM188 124V123H187ZM237 124H239V123H237L236 122V125ZM245 124H247V122L245 123ZM243 125V126H245L246 127V125ZM257 124V123H256ZM256 124H252L253 126L254 125H256ZM261 124V123H260ZM259 124V125H260ZM32 125V124H31ZM47 125V124H46ZM54 125V124H53ZM57 125V124H56ZM57 125V127H59ZM60 125H62V124H60ZM68 125V124H67ZM79 126H80V124H78ZM77 125V127H79ZM85 125V124H84ZM118 125H119V122H118ZM213 125V124H212ZM241 124H239L238 126H240ZM248 125H250V124H248ZM23 126V125H22ZM75 126V125H74ZM91 126H92V124H91ZM121 126H124V128L123 129H125L126 127H127V125H126V127H125V125H121ZM120 126V127H121ZM135 126H136V124H135ZM224 126V124H222V126L221 127H223ZM233 126H234V123H233ZM256 126H258V125H256ZM261 126V125H260ZM260 126H258V128L260 127ZM36 127V126H35ZM67 127V126H66ZM114 127H115V125H114ZM116 127H117V122H116ZM115 127V128H116ZM218 127V126H217ZM224 127H226V126H224ZM229 127V126H228ZM228 127H226L227 128V130H228ZM241 127V126H240ZM250 127V126H249ZM255 127V126H254ZM253 127V128H254ZM263 127V126H262ZM37 128H38V126H37ZM45 128V129H44ZM46 128L47 127H43V129H42V126L40 127L39 126V129H41V130H43V132L45 131L46 132ZM61 129L62 128H64V125H63V127H60ZM75 128H76V126H75ZM74 128V129H75ZM220 128V127H219ZM231 128H233V127H231ZM231 128H229V130H228V134L230 135V133L229 132H233L232 130H231ZM241 128H243V130H245V132L247 131V129H248V127H247V129L245 128L244 129V127H241ZM240 128V129H241ZM251 128V127H250ZM250 128H249V130L248 131H250V133H252V129L250 130ZM72 129V128H71ZM87 129H88V127H87ZM87 129H86V131H87ZM118 130H119V128H117ZM121 129V131H122V128H120ZM240 129H236V127H235V129H233V130H240ZM264 129V128H263ZM28 130H29V128H28ZM33 130V129H32ZM31 130V131H32ZM58 130V129H57ZM65 131L67 130V129H64ZM81 130V129H80ZM192 130V129H191ZM216 130H219L220 131V129H216ZM258 130V129H257ZM257 130H256V132H257ZM261 130H262V128H261ZM60 131V130H59ZM72 131H73V129H72ZM120 131V130H119ZM118 131V132H119ZM121 131H120V133H121ZM193 131V130H192ZM218 131V132H219ZM222 131H226V129L225 128H222V130H221V132ZM34 134H35V132L34 131H32ZM79 132V131H78ZM217 132V131H216ZM241 132V131H240ZM254 132V131H253ZM254 133V134H256L257 135V133ZM259 132V131H258ZM32 133V134H33ZM48 133H51L50 132V130H48ZM52 133H56V132H54V131H52ZM67 133V132H66ZM71 133V132H70ZM74 133V132H73ZM223 133V132H222ZM235 133H239L238 131L237 132H235ZM260 133V132H259ZM30 134V133H29ZM79 134V133H78ZM214 134V133H213ZM225 134H226V132H225ZM233 134V133H232ZM253 134V133H252ZM251 134V135H252ZM261 134H262V131H261ZM261 134H258L259 135V137L261 138V137H263V135H261ZM264 134V133H263ZM37 135V134H36ZM39 135V134H38ZM50 135V134H49ZM53 135V134H52ZM66 135V134H65ZM175 135V134H174ZM214 135H216V133L214 134ZM214 135L212 136V137H210L211 139H209L210 141L212 140V141H214V140H218V136L216 135L215 137H216V139H215V137H214ZM219 135L221 136V138H223V134H221L220 132H219ZM250 134L248 135L249 137L251 136ZM261 135V136H260ZM32 136V135H31ZM31 136H29V137H31ZM70 136V135H69ZM76 136V135H75ZM81 135H79V137H80ZM122 136V135H121ZM40 137H48V136H41L40 135ZM50 137H52V136H50ZM55 137V136H54ZM137 137V136H136ZM144 137V136H143ZM208 139H207V138ZM252 137H257V136H253L252 135ZM252 137H250V138H252ZM259 137L257 138V139H259ZM70 138V137H69ZM78 138V137H77ZM122 138H124V137H122ZM121 138V139H122ZM166 138V137H165ZM212 138H214V139H212ZM220 138V137H219ZM30 139H32V138H30ZM39 139V138H38ZM145 139V138H144ZM166 139H168V138H166ZM47 140V139H46ZM67 140V139H66ZM169 140V139H168ZM206 142H205V141ZM252 140H253V138H252ZM262 140H263V138H262ZM30 141V140H29ZM29 141H28V143H29ZM32 141V140H31ZM34 141V140H33ZM36 141H37V138H36ZM39 141V140H38ZM65 140H63V142H64ZM78 141V140H77ZM83 141H84V139H83ZM205 142V143H203L202 144V142ZM220 141V140H219ZM26 142V141H25ZM24 142V143H25ZM43 142V141H42ZM55 142V141H54ZM54 142H52V145H53V143ZM69 142H71V141H69ZM74 142H76V141H74ZM259 142V141H258ZM49 143V145L51 144L50 142H48ZM56 143V142H55ZM59 143V142H58ZM57 143V144H58ZM65 143H66V141H65ZM79 143V142H78ZM163 143V142H162ZM180 143H182V144H184V145H179ZM209 143V142H208ZM207 143V144H208ZM211 143H213V142H211ZM245 143H248V142H245ZM254 143H255V140H254ZM260 143V142H259ZM30 144V143H29ZM28 144V145H29ZM31 144H34V142L33 143H31ZM45 143L43 142V144H42V147H45V148H48V147H50L51 146V148H52V145H50V146H45V145H47V143L44 145ZM57 144H55V145H57ZM63 144V143H62ZM61 144V145H62ZM69 144V143H68ZM67 144V145H68ZM71 144H73L72 142L70 143V145ZM75 144V143H74ZM143 144V145H142ZM226 144H228V143H226ZM249 144V143H248ZM248 144H247V147L248 148H251V147H249L248 146ZM258 144V143H257ZM18 145V144H17ZM25 145H26V143H25ZM34 145H36V144H34ZM37 145H38V143H37ZM36 145V146H37ZM40 145H41V143H40ZM39 145V146H40ZM69 145V146H70ZM212 145V144H211ZM210 145V146H211ZM216 145V144H215ZM19 146V145H18ZM21 146V145H20ZM20 146L18 147V148H20ZM38 146V147H39ZM72 146V145H71ZM218 146V145H217ZM33 147V146H32ZM35 147V146H34ZM33 147V148H34ZM37 147V148H38ZM53 147H55L54 145H53ZM59 147V146H58ZM62 147H64V146H62ZM74 147H75V145H74ZM73 146H72V148H70V149H73L74 148ZM223 147H225V145L223 146ZM226 147H228L227 145H226ZM225 147V148H226ZM245 147V146H244ZM245 148L247 151H248V148ZM32 148V149H33ZM36 148V147H35ZM40 148H41V146H40ZM45 148H43V150L45 149ZM56 149H57V147H55ZM60 148V147H59ZM69 148V147H68ZM79 148V147H78ZM77 148V149H78ZM22 148H20V150H21ZM42 149V148H41ZM220 149H222L221 147H220ZM219 149V150H220ZM224 149V148H223ZM221 150V152L220 151H218V152H220V153H218L217 151H216V156H213L214 158H210L211 160H208L207 161V159L205 160L204 159V156H203V152L201 153L202 154V156H203V158H196V159H194V157L196 156V154L195 153H193V154H195V156L194 157H192V158H190V161H189V159H188V161H187V158H186V162H183L184 161V159L181 161V163L183 162L185 165H187V164H189V163H191V164H189V165H191L192 167H193V165H195V161H193V159L194 160H196V167H197V170H200V172L203 170V169H206L207 171H208V169L209 170H212V169H215V167H216V169H218V171H219V169H222V166L225 168L226 167V169H225V171L226 170H228V169H230V167H231V169H234V170H232V172H234L235 173V171H236V167H237V163H236V167L234 168V165L233 164H231L232 162H238V158H236L234 155L236 154H233V152H232V154H231V151L230 152H228L229 151V149L231 150L232 148L230 147V148H227L228 150L226 151V149L225 150ZM22 150H25V149H22ZM21 150V151H22ZM27 150H29V148L27 149ZM26 150V151H27ZM31 150V149H30ZM38 150V149H37ZM48 150H49V148H48ZM58 150H60V149H58ZM68 150V149H67ZM208 150V148L206 149L205 148V150H204V152L205 151H207ZM255 149H253V150H251V152L252 151H254ZM42 150H40V154L43 152H41ZM44 151H46V150H44ZM145 151H146V149H145ZM145 151L143 152V153H145ZM200 151V152H199ZM209 151V150H208ZM256 151V150H255ZM255 151L253 152V153H255ZM32 152V151H31ZM37 153L34 149H33V153ZM55 152V151H54ZM63 152V151H62ZM68 152V151H67ZM70 152V151H69ZM258 152V151H257ZM256 152V156H258L257 153ZM50 153V152H49ZM58 153V152H57ZM56 153V154H57ZM79 153V152H78ZM149 153V152H148ZM153 153V152H152ZM39 154V153H38ZM37 154V155H38ZM44 154V153H43ZM51 154V153H50ZM59 154V153H58ZM64 154V153H63ZM67 154V153H66ZM65 154V155H66ZM141 154H139V155H141ZM151 154V153H150ZM201 154L199 155V156H201ZM20 155V154H19ZM42 155V154H41ZM49 155V154H48ZM47 155V156H48ZM65 155H63V156H65ZM75 155V154H74ZM144 155H147V154H144ZM143 155V156H144ZM204 155H205V153H204ZM217 155H219V156H217ZM237 155V154H236ZM252 155V154H251ZM262 155V154H261ZM261 155H259V156H261ZM18 156V155H17ZM22 156V155H21ZM44 156V155H43ZM46 156V155H45ZM44 156V157H45ZM52 155H50L49 157H51ZM54 156V155H53ZM56 156V155H55ZM151 156H153V154H151ZM239 156V155H238ZM241 156V155H240ZM239 156V157H240ZM26 157V156H25ZM30 157H33V156H30ZM39 157V156H38ZM49 157H47V159L49 158ZM57 157V156H56ZM58 157H62V156H58ZM68 157V156H67ZM70 157V156H69ZM140 157V156H139ZM142 157V156H141ZM183 157V158H184ZM235 157V158H234ZM263 157H264V155H263ZM15 158V157H14ZM20 158V156L18 157V159ZM24 158V157H23ZM28 158H29V156H28ZM55 158V157H54ZM137 158H138V156H137ZM241 158V157H240ZM7 159V161H8V165L7 166H5V163H4V160H6ZM27 159V158H26ZM42 159V158H41ZM44 159V158H43ZM53 159V158H52ZM59 159V158H58ZM57 159V160H58ZM67 159V158H66ZM131 159V158H130ZM139 159H141V158H139ZM181 159V158H180ZM180 159H179V162H180ZM192 159V160H191ZM209 159V158H208ZM14 160V159H13ZM13 160H11V161H13ZM22 160V159H21ZM21 160L19 159V163H22L21 162ZM37 160V159H36ZM46 160V159H45ZM62 160V159H61ZM133 160H130V162L132 161L133 162ZM241 160V159H240ZM7 161H6V163H7ZM22 161H24V160H22ZM28 161V160H27ZM50 161V160H49ZM138 161V163L140 162L139 160H137ZM192 161H193V164H192ZM18 162V161H17ZM35 163H36V161H34ZM34 162L32 163V164H34ZM41 162H42V160H41ZM44 162V161H43ZM42 162V163H43ZM53 162V161H52ZM56 162V161H55ZM59 162H61V161H59ZM125 162V161H124ZM130 162H129V164H130ZM135 162H134V164H135ZM188 162V163H187ZM263 162V161H262ZM12 163H14V161L12 162ZM24 163H25V161H24ZM31 163V162H30ZM30 163H28L29 165H28V167L29 166H31L30 165ZM48 163H51V162H48ZM66 163V162H65ZM138 163L136 162V167H137V165H138ZM170 163V164H171ZM175 163H177V162H175ZM182 163V164H183ZM187 163V164H186ZM239 163H240V161H239ZM241 163H242V161H241ZM240 163V164H241ZM27 164V163H26ZM25 164V165H26ZM40 164V163H39ZM39 164H36L37 166L39 165ZM60 164V163H59ZM58 164V165H59ZM143 164V163H142ZM164 164V165H163ZM243 164H245V163H243ZM13 165V164H12ZM41 165V164H40ZM50 165H53V164H50ZM56 164H54V166H55ZM124 165V164H123ZM130 165H133V163L132 164H130ZM141 165V164H140ZM169 165V164H168ZM15 166V165H14ZM27 166V165H26ZM33 166V165H32ZM31 166V167H32ZM42 166V165H41ZM47 166H48V164H47ZM120 166V167H119ZM219 166H220V168H219ZM230 166V167H229ZM17 167H19V165H18V163H17ZM59 167V166H58ZM135 167V166H134ZM181 168H184L185 166H180ZM244 167V166H243ZM12 168V167H11ZM24 168H26V167H24ZM34 168V167H33ZM41 168V167H40ZM39 168V169H40ZM51 168V166L49 167V169ZM65 168V169H66ZM130 168H133V167H130ZM179 168V167H178ZM186 168H191V167H186ZM208 168V169H207ZM238 168H241L239 165H238ZM237 168V169H238ZM245 168H247V167H245ZM249 168V167H248ZM255 168H257V167H255ZM8 169V170H7ZM22 169V168H21ZM34 169H36V170H38L37 168H34ZM34 169H32V170H34ZM46 169V168H45ZM58 169V168H57ZM64 169V170H65ZM250 169H252V167L251 168H249V170ZM25 170V169H24ZM27 170V169H26ZM42 170V169H41ZM41 170H40V172H41ZM48 170V169H47ZM60 170H62V169H60ZM183 170V169H182ZM206 170L205 171H202V172H206ZM223 170V169H222ZM222 170L221 171H219V172H221V173H219L218 171H217V173H219L218 175H220V174H222L223 172H222ZM238 170H240V169H238ZM237 170V171H238ZM255 169H254V167H253V171H254ZM260 170V169H259ZM15 171V170H14ZM39 171V170H38ZM49 171V170H48ZM53 171H54V169H53ZM52 171V172H53ZM66 171V170H65ZM64 171V172H65ZM196 171V170H195ZM214 171H216V170H214ZM224 171V170H223ZM229 171V170H228ZM227 171V172H228ZM236 171V172H237ZM255 171H258V170H255ZM254 171V172H255ZM20 172V171H19ZM22 172V171H21ZM24 172V171H23ZM27 172V171H26ZM26 172H24V175L26 176L27 174H30V173H28L27 172V174H26ZM39 172V173H40ZM58 172V171H57ZM56 172V173H57ZM169 172V171H168ZM185 172V171H184ZM187 172V171H186ZM197 172V171H196ZM196 172H193L192 171V173H196ZM209 172V171H208ZM211 172H213V171H211ZM226 172V174H228ZM232 172H231V174H232ZM251 172V171H250ZM259 172H261V171H259ZM12 174H13V172H11ZM16 173H17V171H16ZM15 173V174H16ZM65 173V174H66ZM215 173V172H214ZM213 173V174H214ZM233 173V174H234ZM253 173V172H252ZM256 173V172H255ZM255 173H253V174H251V178H253V175L255 174ZM263 173V172H262ZM260 174V173H258V175L260 174V176L257 178V177H255V179H254V182L255 183H253V185H252V183L251 182H253V181H250V183H251V185H249V192L247 191L248 189L247 188H245V189H247L246 191V193H250V194H252V196H250V197H248L250 194H248V196H246L245 195V192L243 193V195L240 197L241 198V200H243V203H240L239 202V205L241 204H243V207L241 208V206L240 207H238V208H241V210L243 209V210H248L250 213H251V215H252V217L253 218H255L258 222H256L257 224H255V225H257L258 226V228H259V226H262L261 228H260V231H261V237H262V239L260 240L259 239V237H257L258 238V240L260 241V244H259V246L256 248V250H254V253L253 254H255V252H256V254H257V256L256 257H258V258H256L257 259V261L259 262V264H260V262H264L263 260H264V194H263V190H264V173L263 174ZM20 174H23V173H20ZM37 174V173H36ZM42 174V173H41ZM40 174V175H41ZM48 174V173H47ZM53 174H54V172H53ZM182 174V175H181ZM187 174V173H186ZM196 174H198V173H196ZM200 174V173H199ZM206 174H208L207 172H206ZM210 174L212 175V173H209V175L208 176H210ZM224 174V173H223ZM223 174L221 175V177H223V178H225V176H223ZM231 174H228V175H231ZM232 174V175H233ZM17 175V174H16ZM31 175V174H30ZM29 175V176H30ZM46 175V174H45ZM50 175V174H49ZM66 175V176H67ZM153 175V176H152ZM164 175V176H163ZM192 175V174H191ZM201 175V174H200ZM231 175V176H232ZM255 175H257V174H255ZM257 175V176H258ZM32 176V175H31ZM37 176H39V174L37 175ZM44 176V174L43 175H41V179H42V177ZM53 176V175H52ZM51 176V179H53V177ZM55 176H56V174H55ZM54 176V177H55ZM59 176H60V174H59ZM59 176H57V177H59ZM64 177V175L62 174L61 175V177ZM187 176H189V175H187ZM199 176V175H198ZM208 176L207 177H205V178H208ZM216 176V175H215ZM11 177H12V175H11ZM10 177V178H11ZM18 177H20V176H18ZM183 177V178H182ZM203 176H201V178H202ZM214 177V176H213ZM212 177V178H213ZM218 177V176H217ZM217 177H216V179H217ZM227 177V176H226ZM21 179H22V176L20 177ZM43 178H45V177H43ZM50 178V177H49ZM48 178V179H49ZM60 178V177H59ZM93 178H96V183L97 184H94L93 183ZM186 178H189L190 179V177H186ZM205 178H204V180H205ZM210 178V177H209ZM212 178H210V179H212ZM215 178V177H214ZM219 178V177H218ZM228 178V177H227ZM46 179H47V177H46ZM57 179L58 178H55V179H53V181L54 180H56L55 182H57ZM184 179V180H183ZM189 179H187V180H189ZM193 179H194V175H193ZM200 179V178H199ZM210 179H208V180H210ZM231 179V178H230ZM234 179V178H233ZM232 179V180H233ZM236 179V178H235ZM250 179V178H249ZM7 180H9V182L7 181ZM26 180H30V177H29V179H26ZM33 179H31V181H32ZM35 180V179H34ZM58 180H61V179H58ZM64 180H65V178H64ZM174 180V181H173ZM183 180V181H182ZM192 180V179H191ZM218 180V179H217ZM225 180V179H224ZM227 180V179H226ZM228 180H229V178H228ZM5 181H7L8 182V185H6V182ZM27 181V182H28ZM30 181V182H31ZM37 181V180H36ZM69 181V182H70ZM73 181V182H74ZM186 181V180H185ZM194 181V180H193ZM197 181H198V179H197ZM196 181V182H197ZM203 181V180H202ZM26 182V183H27ZM39 182V181H38ZM50 182H51V180H50ZM54 182V183H55ZM66 182H67V180H66ZM196 182H194V184L196 183ZM234 182V181H233ZM248 182V181H247ZM32 183V188L34 187L33 185H34V183H33V181L31 182ZM60 183H61V181H60ZM63 183V182H62ZM189 184L190 183H192V182H188ZM212 183V182H211ZM223 183V182H222ZM228 183V182H227ZM27 184H29V183H27ZM43 184V183H42ZM47 184V183H46ZM45 184V185H46ZM67 184V183H66ZM70 184V183H69ZM74 184V183H73ZM183 184H185V183H183ZM182 184V186L184 187V185ZM187 184V183H186ZM189 184H187V185H189ZM197 184V183H196ZM199 184V183H198ZM29 185H31V184H29ZM38 185H39V183H38ZM41 185V184H40ZM52 185H54V184H52ZM76 185V184H75ZM191 185V184H190ZM190 185H189V187H190ZM193 185V184H192ZM200 185H202V184H200ZM224 185V184H223ZM230 185V184H229ZM25 186V185H24ZM48 186V185H47ZM46 186V187H47ZM181 186V185H180ZM194 187L196 186V185H193ZM202 186H204V184L202 185ZM228 186V185H227ZM226 185H225V187H227ZM231 186V185H230ZM235 186V185H234ZM28 187H30V186H28ZM28 187H27V189H28ZM62 187V186H61ZM74 187V186H73ZM154 187V188H153ZM173 187V186H172ZM176 187H178V186H176ZM188 187V186H187ZM188 187V188H189ZM194 187H192V188H194ZM233 187V186H232ZM232 187H230V188H232ZM237 187V186H236ZM242 187H246L245 185H243ZM248 187V186H247ZM26 188V187H25ZM41 188H42V186H41ZM45 188V187H44ZM185 188V187H184ZM196 189H194V193L191 195V194H189V197H188V194H187V196H185L186 198L188 197V198H190V199H192V201H194L193 200V198H192V196L194 197V199H196L197 201L196 202H198V200L200 201L199 203H206L207 205H208V203H207V201L205 202V201H203V200H208V199H210V198H212V199H216V197H217V199L215 200H212V199H210V201L212 200V202H211V204H209V205H211L210 207H211V209L212 210H214L213 212H212V215H213V213H215V216H218V218L219 219H222V218H224V220H225V217H227L231 212L230 211H226V213H225V211H224V209L223 208H221V206L219 205V202H220V204L222 203L223 204V199H218V198H221V197H223V196H221V197H218V194L216 195V197L214 196L215 194L214 193H212V197H209V195L211 194V192H210V194H208V188H203V187H199L198 185L195 187ZM234 188V187H233ZM238 188V187H237ZM27 189H26V192H27ZM35 189V188H34ZM38 189V188H37ZM53 189H55L56 190V187L55 188H53ZM62 189H64V188H62ZM61 189V190H62ZM75 189V188H74ZM158 189V186H156V190ZM174 189V188H173ZM227 189V188H226ZM239 189H242V188H239ZM244 189V190H245ZM254 189H261L262 190V192L261 193H258L257 191H254ZM23 190H25V189H23ZM39 190V189H38ZM46 190V189H45ZM49 190H50V188H49ZM54 190V191H55ZM175 190V189H174ZM196 190H198V191H196ZM238 190V189H237ZM236 190V191H237ZM243 190V191H244ZM30 191V190H29ZM32 191H34V190H32ZM35 191H36V189H35ZM41 191V190H40ZM70 191V190H69ZM77 191V190H76ZM151 191V190H150ZM155 191V190H154ZM171 191H173V190H171ZM170 191V193H172L173 194V192H171ZM180 191V190H179ZM178 191V192H179ZM184 192H186L187 191V189L186 190H183ZM183 191H180V192H182L181 194H183ZM190 191H192L191 189H190ZM197 193H196V192ZM225 191H227L228 192V190H225ZM44 192H46V191H44ZM50 192H51V190H50ZM78 192V191H77ZM213 192V191H212ZM229 192H232V191H230V189H229ZM239 192V191H238ZM31 193V192H30ZM35 193H37L38 194V196H40L39 195V193L38 192H35ZM41 193H43V192H41ZM47 193V192H46ZM52 193V192H51ZM70 193H72V192H70ZM154 193H156V194H158L157 196L154 194ZM169 193V194H170ZM188 193H190V192H188ZM32 194H33V192H32ZM54 194V192L52 193V195ZM62 194V193H61ZM75 194V193H74ZM73 194V195H74ZM176 193H174V195H175ZM185 194V193H184ZM183 194V195H184ZM214 194V195H213ZM223 194V193H222ZM237 194V193H236ZM60 195V194H59ZM179 195V194H178ZM190 195H191V197H190ZM208 195V196H207ZM221 194H219V196H220ZM239 195H241L240 193H239ZM37 196V195H36ZM37 196V197H38ZM45 196V195H44ZM49 196V195H48ZM56 196V195H55ZM54 196V197H55ZM61 196V195H60ZM63 196V195H62ZM166 196H168V199H169V195H166ZM173 196V195H172ZM176 197H180V196H177V194L175 195ZM182 196V195H181ZM209 197V198H207V197ZM214 196V197H213ZM224 196L226 197V195L224 194ZM232 197L234 196V193H232V195H231ZM238 196V195H237ZM34 197V196H33ZM36 197V198H37ZM51 197V196H50ZM111 197H115V198H111ZM122 197V198H121ZM39 198V197H38ZM117 198V199H116ZM121 198V199H120ZM160 198V197H159ZM181 198V197H180ZM182 198H183V196H182ZM181 198V199H182ZM186 198H184V200H187ZM236 198V197H235ZM56 199H57V197H56ZM55 199V200H56ZM163 199V198H162ZM165 199H167V197H165L164 198V200ZM173 200L175 199V197H173L172 198ZM179 199V198H178ZM181 199H179V200H181ZM187 200L186 202H188V203H190L191 202V208L193 207L194 208V206H196L197 207V205H199L198 203L196 204V205H194V206H192V201L191 200ZM37 199H35V201H36ZM58 200V199H57ZM125 200H123V201H125ZM159 200V199H158ZM170 200H171V198H170ZM170 200H168L169 202H167L168 203V205H169V203H170ZM172 200V201H173ZM226 200V199H225ZM232 200V199H231ZM29 201V200H28ZM32 201H34V200H32ZM45 202V204H46V200H44ZM49 201V200H48ZM59 201H61V199H59ZM63 201V200H62ZM133 201H132V204H133ZM153 201V202H152ZM203 201V202H202ZM237 201V200H236ZM42 202V201H41ZM40 202V203H41ZM64 202V201H63ZM73 202V201H72ZM126 202V201H125ZM128 202H130V201H128ZM138 202H140L141 203V200L140 201H138ZM147 202V201H146ZM146 202H144L145 203V205H146ZM150 202V201H149ZM162 202V200L160 201V203ZM164 202V201H163ZM177 202H178V200H177ZM180 202H182V200L180 201ZM185 202V201H184ZM208 202H209V200H208ZM227 202V201H226ZM32 203H34V202H32ZM36 203V202H35ZM38 203V202H37ZM43 203V204H44ZM52 203V202H51ZM50 203V204H51ZM66 203V202H65ZM135 203V202H134ZM156 203H158L159 204V202H156ZM165 203V202H164ZM173 204H174V202H172ZM176 203V202H175ZM187 203V205L189 206V204ZM235 203V202H234ZM20 204V205H21ZM24 205L26 204V203H23ZM56 204V203H55ZM126 204H128V203H126ZM137 204V203H136ZM139 204V203H138ZM143 204V203H142ZM142 204H140V205H142ZM151 204H149V206L151 205ZM163 204V203H162ZM181 204H183V203H181ZM201 204V205H202ZM19 205V206H20ZM29 205V207H30V205L31 204H28ZM36 205V204H35ZM48 205V204H47ZM153 205V204H152ZM151 205V206H152ZM204 205V209H205V204H203ZM208 205V206H209ZM217 205H219V206H217ZM238 205V206H239ZM23 206V205H22ZM21 206V207H22ZM32 206V205H31ZM34 206V205H33ZM38 207H40L39 205H37ZM42 206V205H41ZM127 206V205H126ZM133 206V205H132ZM135 206V205H134ZM137 206V205H136ZM142 206H144V205H142ZM141 206V207H142ZM147 206H148V203H147ZM150 206V207H151ZM158 206V205H157ZM159 206H161V204H159ZM182 206V205H181ZM186 207V208H182V209H184V211H183V213L186 211V213L189 211V208L190 207ZM217 206V207H216ZM236 206V205H235ZM12 207V208H11ZM17 207V206H16ZM44 207V206H43ZM61 207V206H60ZM140 207V206H139ZM145 207V206H144ZM149 207V208H150ZM154 207V205L152 206V208ZM169 207V206H168ZM167 207V208H168ZM171 207H173L172 205H171ZM185 207V206H184ZM200 206H198V208L197 209H199V211H200V209H201V207L199 208ZM20 208V207H19ZM24 208V207H23ZM34 208V207H33ZM46 208V207H45ZM133 208V207H132ZM188 208V209H187ZM225 208V207H224ZM17 209H18V207H17ZM56 209H58V208H56ZM186 209V210H185ZM194 209H196V208H194ZM202 209H203V207H202ZM201 209V211L203 212V211H208V212H210V211H212V210H202ZM220 211H219V210ZM223 209V210H222ZM24 210V209H23ZM23 210H20V211H23ZM40 210L41 209H37L36 208V210H30V209H28V207H26V210H25V212L26 213H24L23 215H20V219H26V217L28 216V214H29V212H31L32 213V215L33 216H35V215H39V213H40ZM53 210V209H52ZM51 210V211H52ZM68 210V209H67ZM158 210H160V209H158ZM162 210H163V208L161 209V212H162ZM15 211H17L16 210V208H15ZM61 211V210H60ZM170 210H168V212H169ZM172 211H174L173 209H172ZM191 211V210H190ZM197 211V210H196ZM200 211V212H201ZM232 211V210H231ZM239 211V213L238 214H240V209L238 210ZM247 211V212H248ZM50 212V211H49ZM56 212V211H55ZM62 212V211H61ZM182 212V211H181ZM201 212V213H202ZM237 212V211H236ZM17 213H18V211H17ZM153 213V212H152ZM166 213V211L163 213V214H165ZM193 213L195 214L196 212H194L193 210H192V212L191 213H189V214H191V220L194 222V218H193ZM200 213V214H201ZM207 213V212H206ZM229 213V214H228ZM242 213H243V211H242ZM241 213V214H242ZM14 214H15V212H14ZM47 214V213H46ZM50 214V213H49ZM48 214V215H49ZM53 214V213H52ZM59 214V213H58ZM179 214H180V212H179ZM185 214V213H184ZM188 214V215H189ZM209 214V213H208ZM232 214V213H231ZM234 214H236L235 213V211H234ZM248 213H246V219H248V217L250 216V215H247ZM10 215V214H9ZM27 215V216H26ZM45 215V214H44ZM47 215V216H48ZM60 215V214H59ZM63 214L61 213V216H62ZM69 215H70V212H69ZM160 215H162V214H160ZM168 215H170V214H168ZM167 215V216H168ZM180 215H182V213L180 214ZM187 215V214H186ZM211 215V218L213 217ZM15 216V215H14ZM43 216V215H42ZM55 216V215H54ZM58 216V215H57ZM61 216H58V217H61ZM67 216V215H66ZM148 216V215H147ZM164 216V215H163ZM214 216V217H215ZM230 216H232V215H230ZM235 216V215H234ZM237 216H239V215H237ZM248 216V217H247ZM4 217V216H3ZM3 217H1L0 216V218H3ZM16 217H18V216H16ZM52 217V216H51ZM70 217V216H69ZM71 217H72V215H71ZM70 217V218H71ZM151 217V216H150ZM153 217V216H152ZM166 217V216H165ZM188 217L189 216H187V219H188ZM198 217H199V215L197 216L196 215V218L198 219ZM233 217V216H232ZM236 217V216H235ZM240 217V216H239ZM239 217H236V220L235 221H240L239 220ZM242 217H245V214L243 213V216L241 215V221H242ZM32 217H30V219H31ZM42 218V217H41ZM63 218H65L66 219V217L64 216ZM159 218H161V217H159ZM167 218V217H166ZM190 218V217H189ZM227 218H230V217H227ZM226 218V219H227ZM238 218V219H237ZM249 218H251V217H249ZM252 218V219H253ZM9 220H10V218H8ZM29 219V218H28ZM27 219V220H28ZM33 219V218H32ZM35 219V218H34ZM48 219H50V216H49V218ZM48 219H47V221H46V223L47 222H49L48 221ZM69 219V218H68ZM146 219H147V222H146ZM169 219H171V218H169ZM182 219V218H181ZM180 219V220H181ZM194 219V220H193ZM210 219V218H209ZM215 219H216V217H215ZM219 219H216V221H212V222H216L215 224L216 225H219L218 223L219 222H223V221H221V220H219ZM1 220V219H0ZM16 220V219H15ZM39 220V219H38ZM41 220V219H40ZM72 220V219H71ZM177 220V219H176ZM175 220V221H176ZM183 220V219H182ZM186 220V219H185ZM228 220V219H227ZM233 220V219H232ZM255 220V221H256ZM2 221V220H1ZM20 221V220H19ZM31 220H29V222H30ZM34 221H36V220H34ZM42 221V220H41ZM60 222H61V220H59ZM63 221V220H62ZM162 221V220H161ZM160 221V222H161ZM167 221V220H166ZM169 221V220H168ZM172 221H173V219H172ZM171 221V222H172ZM174 221V222H175ZM184 221V220H183ZM183 221H181V222H183ZM190 221V220H189ZM204 221V220H203ZM231 221V220H230ZM238 222L239 224L240 223H242V222ZM243 221H245V219H243ZM26 222V221H25ZM39 222V221H38ZM75 222V221H74ZM150 222V221H149ZM159 222V223H160ZM164 222V221H163ZM177 222H178V220H177ZM176 222V223H177ZM191 222V221H190ZM225 222H226V220H225ZM225 222H223V225L225 224ZM232 222V221H231ZM234 222V221H233ZM37 223V222H36ZM157 223V222H156ZM155 223V224H156ZM158 223V224H159ZM205 223V222H204ZM237 223V222H236ZM233 224V225H237V224ZM2 224L3 225H0V236L2 237V238H6L7 237V235L8 234H12V233H10L12 230V227L14 226V225H16V221H14V220H10V221H7V222H2ZM22 224V223H21ZM24 224V223H23ZM30 224V223H29ZM43 224V223H42ZM71 224V223H70ZM154 224V223H153ZM178 224V223H177ZM185 224V223H184ZM231 224V225H232ZM238 224V225H239ZM259 224H261V225H259ZM46 225H48V223L47 224H45V226ZM160 225V224H159ZM166 225H167V223H166ZM174 225V224H173ZM189 225V224H188ZM203 226H204V224H202ZM208 225H210V224H208ZM232 225V226H233ZM28 226V225H27ZM26 226V227H27ZM44 226V227H45ZM52 226V225H51ZM50 226V227H51ZM70 226V227H71ZM122 226V227H123ZM148 226V225H147ZM146 226V227H147ZM177 226V225H176ZM201 226V225H200ZM225 226H227L226 224L224 225V227ZM228 226H230V225H228ZM228 226H227V228H228ZM232 226H230V227H232ZM15 227V226H14ZM43 227V228H44ZM49 227V228H50ZM64 227V226H63ZM120 227V226H119ZM129 227H127V229H129ZM145 227V228H146ZM158 226H156V228H157ZM197 228H198V225L196 226ZM205 227H207V226H205ZM256 227V226H255ZM254 227V228H255ZM30 228V227H29ZM38 228V227H37ZM48 228V229H49ZM56 228H59V226L58 227H56ZM60 228H62L61 226H60ZM121 228V227H120ZM159 228V230L161 231V228L160 227H158ZM163 228V227H162ZM194 228V227H193ZM197 228H196V231H197ZM214 228V227H213ZM41 229H42V227H41ZM48 229H46V230H48ZM63 229V228H62ZM65 229V228H64ZM117 229H119V228H117ZM127 229H126V231H127ZM154 228H152V230H153ZM169 229V228H168ZM204 229V228H203ZM206 229H208V228H206ZM220 229V228H219ZM23 230V229H22ZM26 230V229H25ZM25 230H24V232H25ZM38 230V229H37ZM43 230V229H42ZM69 230H70V228H69ZM147 230V229H146ZM145 230V231H146ZM156 230V229H155ZM154 230V231H155ZM209 230V229H208ZM208 230H207V232H208ZM214 231H215V229H213ZM226 230V229H225ZM228 230V229H227ZM36 231V230H35ZM49 231V230H48ZM124 231V230H123ZM131 230L129 229V232H130ZM144 231V232H145ZM159 231V232H160ZM166 231V230H165ZM164 231V232H165ZM182 231V230H181ZM218 231H220V230H218ZM16 232V231H15ZM20 231H18V233H17V235L19 236V234L22 236V234L21 233H19ZM50 232V231H49ZM57 232V234H58V231H56ZM55 232V233H56ZM128 232V231H127ZM144 232H142V234L144 235L145 233ZM149 232V231H148ZM153 232V231H152ZM159 232H158V230H157V232L154 234L155 236H157V235H159ZM42 233H43V231H42ZM47 233V232H46ZM126 232H124V234H125ZM150 233V232H149ZM149 233H146V236H152V234H150V235H148ZM161 233V232H160ZM198 233V232H197ZM216 233H217V231H216ZM258 233V232H257ZM258 233V234H259ZM263 233V234H262ZM35 234V233H34ZM37 234H38V232H37ZM44 234V233H43ZM129 234V233H128ZM132 234V233H131ZM137 234H141V232H139V233H137ZM166 234V233H165ZM190 234V233H189ZM211 234V233H210ZM209 233H208V235H210ZM259 234V235H260ZM16 235V236H17ZM26 235V234H25ZM28 235H29V233H28ZM120 235V234H119ZM126 235V234H125ZM133 235V234H132ZM168 235H169V232H168ZM175 235V234H174ZM195 235H197V234H195ZM204 235H206V233H204ZM211 235H213V234H211ZM210 235V236H211ZM217 235H218V233H217ZM221 235V234H220ZM41 236H43V235H41ZM56 236V235H55ZM118 236V235H117ZM121 236V235H120ZM130 236V235H129ZM128 236V237H129ZM133 236H135V234L133 235ZM173 236V235H172ZM207 236V235H206ZM205 236V237H206ZM209 236V237H210ZM215 236V235H214ZM258 236V235H257ZM20 237V236H19ZM25 237V236H24ZM44 237V236H43ZM53 237V236H52ZM57 237V236H56ZM114 237V236H113ZM127 237V236H126ZM127 237V238H128ZM138 237H139V235H138ZM144 237V236H143ZM162 237V236H161ZM161 237H159L160 239H161ZM164 237V236H163ZM204 237V238H205ZM253 237H255V236H253ZM18 238V237H17ZM16 238V239H17ZM117 238V237H116ZM147 238V237H146ZM151 238V237H150ZM155 238V237H154ZM158 238V239H159ZM165 238V237H164ZM173 238H175V237H173ZM177 238H178V236H177ZM214 238H216V237H214ZM219 238V237H218ZM224 237H222V238H220V239H223ZM235 238V235H234V237H233V239ZM13 239H14V237H13ZM12 239V241H11V243L12 242H14V240ZM19 239V238H18ZM17 239V240H18ZM23 239V238H22ZM25 239V238H24ZM44 239V238H43ZM45 239H47V238H45ZM49 239H51L52 240V238H49ZM129 239V238H128ZM134 239H135V237H134ZM138 238H136V240H137ZM179 239H181V238H179ZM178 239V240H179ZM211 239V238H210ZM226 239V238H225ZM254 239V238H253ZM252 239V240H253ZM16 240V241H17ZM35 240V239H34ZM112 240V239H111ZM117 240H119V238L117 239ZM133 240V239H132ZM153 240H155V239H153ZM163 240V239H162ZM169 240V239H168ZM174 240H176V238L174 239ZM195 240V239H194ZM193 240V241H194ZM219 240V239H218ZM236 240V239H235ZM9 241V240H8ZM23 241V240H22ZM57 241V240H56ZM120 241H121V239H120ZM123 241V240H122ZM134 241V240H133ZM152 241V240H151ZM159 241V240H158ZM158 241H156V242H158ZM254 241V240H253ZM4 243H5V241H3ZM114 242H115V240H114ZM137 242V241H136ZM188 242V241H187ZM212 242V241H211ZM214 242V241H213ZM221 242V241H220ZM15 243V242H14ZM30 243H32V242H30ZM53 243V242H52ZM110 243L111 244H115V243H112V241H110ZM138 243V242H137ZM143 243H145V242H143ZM152 243H154V242H152ZM162 241H161V244L160 245H162ZM166 243V242H165ZM175 243V242H174ZM177 243V242H176ZM188 243H190V241L188 242ZM191 243H193V242H191ZM20 244V243H19ZM109 244V243H108ZM110 244V245H111ZM119 244V243H118ZM120 244H121V242H120ZM154 244H156V243H154ZM158 244H159V242H158ZM180 244H182V243H180ZM195 244V243H194ZM253 244V243H252ZM254 244H255V242H254ZM5 245V244H4ZM7 245V244H6ZM14 244H11L10 246L12 247V248H14V246H13ZM22 245V244H21ZM32 245V244H31ZM53 245V244H52ZM56 245V244H55ZM115 245H117V244H115ZM114 245V246H115ZM137 245H139V244H137ZM145 245H147V244H145ZM145 245L143 246V248H141V249H144V247H145ZM163 245H165V244H163ZM162 245V246H163ZM214 245V244H213ZM9 246V245H8ZM16 246V245H15ZM95 246H92L91 248H98V247H95ZM107 246H109V245H107ZM168 246H169V242H168ZM171 246H173V245H171ZM169 247V248H171V249H173L172 247ZM177 246V245H176ZM180 246H182V250H185L186 249V253H187V256L190 258V260L192 261L193 259H194V256L195 255H193V253L194 252H192L191 251V249H190V247L189 246H187V245H180ZM185 246V247H184ZM191 246V245H190ZM207 246H208V244H207ZM0 247H3V246H0ZM10 247V248H11ZM29 247V246H28ZM31 248H32V246H30ZM54 246H52V248H53ZM106 247V246H105ZM111 247V246H110ZM138 247V246H137ZM150 247V246H149ZM155 247V246H154ZM183 247L185 248V249H183ZM209 247H211V246H209ZM90 248V247H89ZM123 248H124V246H123ZM123 248H120V249H123ZM146 248V247H145ZM151 248V247H150ZM155 248H157V247H155ZM196 248V247H195ZM203 248V247H202ZM212 248V247H211ZM9 250V247L8 248H6L5 249V247H4V249L3 250H5V251H8ZM15 249V248H14ZM13 249V250H14ZM84 249V248H83ZM82 249V250H83ZM88 249V248H87ZM99 249H100V246H99ZM98 249V250H99ZM105 248L103 247V248H101V251L102 250H104ZM128 249V248H127ZM126 249V250H127ZM151 249H153V248H151ZM197 249V248H196ZM205 249V248H204ZM213 249V248H212ZM3 250H1V252L3 251ZM18 250V249H17ZM31 250V249H30ZM55 250V249H54ZM63 250H66L67 252L69 251V255L67 254V255H65L66 253L65 252H63ZM81 250V251H82ZM89 250H92V254H93V249H88V251ZM97 249H96V251H95V254H97L99 251H98ZM106 250V249H105ZM104 250V251H105ZM124 250V249H123ZM129 250V249H128ZM155 250V249H154ZM160 250V249H159ZM166 250V249H165ZM193 250V249H192ZM81 251H77L78 253L80 252L81 253ZM98 251V252H97ZM108 251H110V250H108L107 249V252ZM121 251V250H120ZM138 251H140V250H138ZM137 251V252H138ZM150 251V250H149ZM155 251H158L157 249L155 250ZM164 251V250H163ZM167 251V250H166ZM169 251V250H168ZM175 251V250H174ZM179 251V250H178ZM202 251H204V250H202ZM4 252V251H3ZM87 252V251H86ZM85 252V253H86ZM97 252V253H96ZM106 252V251H105ZM106 252V253H107ZM112 252V251H111ZM118 252H119V250H118ZM136 252V253H137ZM151 252V251H150ZM159 252V251H158ZM176 252V251H175ZM199 252V251H198ZM197 252V253H198ZM5 253H7V252H4V254ZM78 253H76V254H78ZM82 253H83V251H82ZM81 253V254H82ZM89 253H91V252H89ZM102 253V252H101ZM101 253H99V254H101ZM110 253V252H109ZM122 253H123V251H122ZM142 253V252H141ZM155 253H157V252H155ZM183 253V251H179V252H176V253H173V254H171L170 253V255L171 256H169L170 258H169V263L168 264H176L177 263V261H179L181 258H179V255H181ZM99 254H98V256H99ZM111 254H113V253H111ZM111 254H109L110 256H111ZM124 254L126 255H128V253H125V251H124ZM139 254V253H138ZM151 254V253H150ZM158 254V253H157ZM165 254V253H164ZM195 254V253H194ZM203 254V253H202ZM205 254V253H204ZM3 255V254H2ZM9 255H10V253H9ZM12 255V254H11ZM19 255V254H18ZM52 255H54V256H52ZM79 255V254H78ZM77 255V257L79 258L80 256H78ZM83 255H85V254H83ZM88 256H90L89 254H87ZM104 255H106V254H104ZM115 255H116V253H115ZM146 255V254H145ZM149 255V254H148ZM161 255V254H160ZM1 256V255H0ZM5 256V255H4ZM16 256V255H15ZM20 256V255H19ZM18 256V257H19ZM56 256V257H55ZM103 255H101V257H102ZM107 256V255H106ZM123 256V255H122ZM129 256H130V254H129ZM151 256H152V254H151ZM150 256V258H152ZM155 256H158V255H155ZM167 256V255H166ZM206 256V255H205ZM6 257V256H5ZM10 257V256H9ZM9 257H7L8 259H9ZM13 257V256H12ZM46 257V254L44 255V257L42 256V258H44V259H49L48 257L47 258H45ZM72 257H76V255H74L73 256V253H72ZM83 257V256H82ZM87 257V256H86ZM85 256H84V259L83 260H85V258H86ZM91 257V256H90ZM93 257H94V255H93ZM133 258H134V256H132ZM140 257H141V254H140ZM140 257H138V258H140ZM211 257V256H210ZM38 258H39V256H38ZM42 258H40V259H42ZM51 258V260H53ZM66 258H68V259H66ZM111 259H112V257H110ZM114 258H116L115 256H114ZM117 258H118V256H117ZM123 258V257H122ZM142 258L144 259V261H145V257H143V255H142ZM149 258V257H148ZM154 258V257H153ZM152 258V259H153ZM156 258V257H155ZM159 258V257H158ZM167 258V257H166ZM165 258V259H166ZM183 258V257H182ZM219 258V257H218ZM227 258V257H226ZM3 259V258H2ZM7 259V260H8ZM11 259V258H10ZM16 259V258H15ZM14 259V260H15ZM60 258H58L57 260H58V264H59V262L61 261V264H62V260H61ZM80 259V258H79ZM96 259V258H95ZM125 259L127 260V258L125 257ZM124 259V260H125ZM131 259V258H130ZM142 259V260H143ZM160 259V258H159ZM165 259H163L165 262H166V260ZM206 260H208L209 262H212V259L211 258H209L208 256L205 258ZM220 259V258H219ZM218 259V263H221V260H219ZM232 259H233V257H232ZM4 260V259H3ZM3 260H1L0 259V264H3ZM14 260H12V262L14 261ZM17 260H18V258H17ZM16 260V261H17ZM76 259H72V261H75ZM94 260V259H93ZM97 260V259H96ZM101 260V259H100ZM104 259L102 258V261H103ZM107 261H109L108 259H106ZM116 260V259H115ZM124 260H121V261H123L124 263H125V261ZM132 260H134V259H132ZM142 260L140 261V263L142 262ZM147 260V259H146ZM154 260V259H153ZM158 260V259H157ZM162 260V261H163ZM168 260V259H167ZM213 260H214V257H213ZM9 261V260H8ZM8 261H7V263H8ZM11 261V260H10ZM19 261V260H18ZM38 261H40L39 259H38ZM50 261V260H49ZM80 261V260H79ZM86 261V260H85ZM106 261V262H107ZM112 261H114L113 259H112ZM117 261V260H116ZM143 261V262H144ZM163 261V262H164ZM185 261H186V258H185ZM189 261V260H188ZM201 261V260H200ZM216 261V260H215ZM257 261H255V262H257ZM11 262V263H12ZM20 262H21V260H20ZM19 262V263H20ZM22 262H23V259H22ZM27 262V261H26ZM42 262H43V260H42ZM44 262H45V260H44ZM47 262V261H46ZM106 262H105V264H106ZM122 262V263H123ZM152 262V261H151ZM150 262V263H151ZM179 262H181V261H179ZM178 262V263H179ZM183 262V261H182ZM199 262V261H198ZM209 262H208V264H209ZM223 262V261H222ZM257 262V263H258ZM5 264H6V261L4 262ZM10 263V262H9ZM17 263V262H16ZM19 263H17V264H19ZM38 263V262H37ZM36 263V264H37ZM51 263H52V261H51ZM66 264L68 263L69 264V261H66L65 262ZM74 263H76V262H74ZM114 263V262H113ZM117 263V262H116ZM118 263H119V261H118ZM123 263V264H124ZM134 263V262H133ZM148 263V262H147ZM149 263V264H150ZM154 263V262H153ZM158 263H159V261H158ZM177 263V264H178ZM188 263V262H187ZM194 263V262H193ZM201 263H203L202 261H201ZM215 263V262H214ZM224 263V262H223ZM226 263V262H225ZM30 264V263H29ZM38 264H40V263H38ZM43 264V263H42ZM46 264V263H45ZM48 264V263H47ZM50 264V263H49ZM53 264H55V262L53 263ZM76 264H79L78 263V261H77V263ZM87 264V263H86ZM97 264H98V262H97ZM104 264V263H103ZM110 264V263H109ZM121 264V263H120ZM160 264V263H159ZM162 264V263H161ZM186 264V263H185ZM230 264V263H229Z\"/></svg>",
  "mask_w": 264,
  "mask_h": 264
}]
</instances>
